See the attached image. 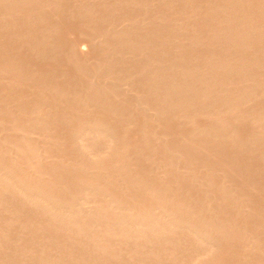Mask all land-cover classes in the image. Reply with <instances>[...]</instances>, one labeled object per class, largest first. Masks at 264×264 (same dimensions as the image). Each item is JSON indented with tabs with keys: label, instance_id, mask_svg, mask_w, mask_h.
Here are the masks:
<instances>
[{
	"label": "bare ground",
	"instance_id": "1",
	"mask_svg": "<svg viewBox=\"0 0 264 264\" xmlns=\"http://www.w3.org/2000/svg\"><path fill=\"white\" fill-rule=\"evenodd\" d=\"M16 1L17 0H0V12H1V9H3V12H1V14L0 15H2V14H4V15H2V17H0L1 19V21H4V23H2V22H0L1 24H2V26L3 27H1V28H6V25L8 24L9 25V18L11 19V17H9V16H11V15H14V11L15 10H17V8L20 10V12L19 11H16V12H18V13H23L22 11L24 10V12L25 11H27V12H33V13H30L31 14V17H33L34 18V14L35 13H37L38 14V16H39V13L42 11V10H44V8L46 9L47 8V11L49 10V8L51 9V10H49V14L47 15V17H54V16H60V14L62 13L63 14V12H61L60 14L58 13L59 11H60V7H62V9H65L66 7H64L63 8V2L65 3L66 1L64 0H33V1H36L37 2V5L38 4H40V5H38V6H40V7H37V6H35V7H33V6H31V1L32 0H24V1H26V4H29V5H27V6H24V7H22L23 8V10H21L20 9V7L22 6V5H20L19 7L18 6H16L17 4H19L20 3V1H19V3H18V1H17V4H16ZM23 1V0H22ZM21 1V2H22ZM23 1V2H24ZM40 1V3H38ZM62 2L61 3V5L62 6H60V3H58V2ZM68 1H70V0H68ZM67 1V2H68ZM76 1H77V3H78V1L79 0H74V4L76 3ZM80 1H83V0H80ZM110 1H112V3L110 2ZM108 0L107 1V4H109V2H110V5L109 6H111V4L113 5V7L111 6V8L112 9H109V10H111L110 11V13H112V14H115L114 12H117L118 13V11L117 10H119L122 6H124L125 7V5L126 6H132V10H131V7H128L127 9H129L130 10V13H129V10H128V13L126 14L125 12H127V10H124L123 9V11H124V13H121L122 12V8L120 9L121 11H119V15L120 16H122V15H126V17H128L129 15L128 14H131L133 11L134 12H136V11H138L139 10V12L140 13H143V14H145V16L147 15V16H149V15H151V14H153V15H155L154 13H151L150 14V12L151 11H153V10H155V5H153V4H156V2H157V6L158 7H156V14H158V10L160 9V11L162 10V6H164L163 8V10H166V7L167 8H170L169 10L167 9L166 11L168 12L167 14H165V15H167L169 18H165V16H163L165 19H162V18H160L159 19V17H162V16H159V15H161L160 14V12H159V17L158 16H153L154 17V20H153V23L152 22H148L147 24H145L146 23V20H144V19H146V18H144V17H142L141 16V14H140V18L142 17V20H144L145 22H144V24L147 26V25H149V24H151V26L149 25L148 26V29L147 30H144L145 28H141V20H140V18H139V16H138V14H139V12H137V14H136V16H134L135 15V13H134V15H133V13L131 14L132 15V17H137V18H132L131 17V15H130V17H128V18H132L131 20L129 19L128 20V18L126 19L125 18V15H124V17H123V19H126V20H128V21H123V19H122V17H120L119 15H116L118 18H120L122 21H119L118 19H117V17L116 16H114L113 15V17H110V18H113V19H110V20H108L109 22H107L106 23V16H103L104 15V12L103 13H101L100 12V15L101 16H103V18H102V20H101V22L100 23H102L103 25H105V30H103V32L99 29V27H98V24H97V27H98V29H99V31L101 32V34H105L104 35V37H107L108 35H106V33L107 34H110V36H108L110 39V41H108L107 39H103L104 37H101L104 41L105 40H107L106 42H104L105 43V46H101V44H103V42H101V44L100 43H98V41L99 40H97V39H99L98 37H99V35H98V33H96V32H94V35L95 34H97V36L95 35V37L97 38V39H95V38H93V34H92V32H93V29H91V31L92 32H90V34L91 35H93V36H91V35H89V37L91 38V40H88L89 38H88V36H87V34L86 35H83V36H87V37H85L88 41H78L77 43H75V46L74 47H76L74 50L75 51H77V53H78V51H81V53L83 52V47H79V45L80 44H84V45H86L87 47L88 46H90L91 44L92 45H94V48H95V43L94 42H96L97 43V47H100L102 50H104L105 51V47H106V50H110V49H107L108 48V45H110L111 46V44H113V45H117L118 47H120V50H122V51H124V52H126V54L127 55H129L130 57H128V58H130V59H128V60H130V63H134V64H136V62L134 61V62H132L131 61V59H133V58H139V59H141V61H144V60H142L143 58H145V59H148V58H150V61H152V64H153V61H154V63H156L157 61V64L155 65V64H153L154 65V67H152L153 68V70H152V68H151V66H153V65H150V67H148L149 65L148 64H150L149 62V60H147L146 62H148V64H145V62L143 63V62H141V64L143 65V66H141V67H144L145 65H148V66H146V67H144L143 69H141V67H140V69L142 70H139V71H141V72H139V73H137L135 70H133V69H131L132 71H134V73L136 72L137 74H139V75H137L136 73L133 75V73H132V71L129 69V68H131V67H128L127 65L128 64H126V62L124 63V65L123 64H119L120 66H127V69H129L131 72L130 73H132V74H130V73H127V71H129V70H122L121 69V67L119 66V71H118V66L115 64L116 62H117V58L119 57V56H122V55H124V56H126V54H122L121 53V51L119 50V51H117V52H115V55L113 54V53H109L108 55H114V56H116L115 57V59H114V62H115V60H116V62L115 63H113V66H114V68L115 69H117L116 71H114V69H113V67H104L105 65H103V67H101L102 66V62L104 63V64H106V65H110L109 63L111 62H113V61H111L112 60V58H111V56L109 57V56H107L106 54L108 53H104V52H102V51H100V52H97V53H104L105 54V57L107 56V58H108V60L109 59H111L110 61H108V60H105V58H103L104 56H102V58H100V57H98L99 59H104L105 61H108L107 63H105V61H100L101 63L99 64L98 62V65L101 67L100 69H99V67L98 68H93V63H92V65H91V67L93 68V69H99L98 71H95L94 73L92 72V70H90L89 72H91V73H93L92 74V76L90 77V78H88V76L86 75V76H83V74L85 75V73H83L82 71H80L79 72V75H80V77L79 78H81V76H83L82 78H83V80H84V82H83V84L86 86L85 87V89H83L82 88V79H81V81L80 80H78V81H80V83L78 82V81H76V82H78L76 85L78 86H80V88L79 89H81L82 91L83 90H85V91H79V89L77 90V86H76V90H75V85H72V86H70V87H72L71 89H73L72 91H71V89H68L69 87H66V85H63V86H65V88H66V90L65 89H63V88H59V86H58V88L60 89V92L58 93V91L56 92V93H54L56 90H57V86L55 87V86H53V87H55V91L53 90V93L52 94H55L54 95V97L55 96H57L56 94L58 93V96H57V98L58 99H56V98H54L53 97V95H51L52 96V99L54 98L55 100H58L57 101V103H59L58 105H60L63 101H65V100H62V98L63 99H65V98H67V97H70V95H71V92L73 93V91H76L77 92V94L79 93V95H81V93H82V96L84 95H86L87 94V96L85 97V99H84V101H82L83 99H79L80 97H82V96H80L79 98H78V96H77V98L75 97L76 96V94L75 95H73L72 97H74V99H76V100H78V101H82L81 102V104H82V106L81 107H83V108H79L80 110H79V112H78V109L76 108V107H78V105H79V103L77 104V101H76V103L71 99V97H70V99L71 100H69V101H71L72 103V105L71 106H73V107H75L76 105V110H77V112L76 113H82V109H85L84 111H86V112H84L83 111V115H80V116H84V113H85V119H84V117H83V119L82 120H80L79 121V118H80V116L79 117H77V115L75 116L74 114H76V113H74L73 115L75 116V117H73L74 119L75 118H78V120L77 119H75L76 120V122H73V119H72V122H71V120H70V123L68 124L67 122H69V119H71V118H69L67 115V117H65V118H69L68 119V121L66 122V123H64L63 122V124H68V127H69V129H67V131H66V129H65V131H64V133H66V132H68V133H66L65 135L68 137H66L65 139H68V143L69 144H66L67 143V141L65 140V142L66 143H64V141H63V139H62V143H64L63 145H61V144H58V145H56L55 147L58 149V147H59V145H60V148H61V146L62 147H65L66 145H70V147L69 146H67V147H69V149L71 148L72 149V151H73V153H74V157H72L73 159H72V161L74 160V163L70 166L71 168H72V172L74 173V171H77V172H79L80 174H81V176H83L84 178H83V180H81L80 178V180L81 181H79V179H77V177H79L80 176V174L77 176V172H75V175H73L72 173H71V171H70V173H71V175L72 176H75V178L74 179H77L76 180V182L78 181L79 183L78 184H75V183H73V182H75V180L71 183L70 182V180H68V179H73L72 177H69L68 178V176L70 175V174H68V170L65 168L64 170L65 171H67V172H64L63 173V175L65 174V178H66V180H68V181H66L67 183L69 182L70 183V185H64V177L62 176V178H63V180H61V174H62V169H61V167H59V168H56V174H51V176H55L53 179H51L48 175L46 176L43 172H41L39 169H37V166H39V165H36V166H34V167H36V169H33L32 171H30V170H28V165H31V164H40L39 163V159H40V156H41V154L43 153V152H45V150H46V147H49V145L51 144V139L52 138H49V139H47L48 138V136H50L49 134H44L45 132V130H44V128L45 127H43V125H45L44 124V122H45V120H49V118H48V115L49 114H52V113H47L50 109L48 108V111L46 112V113H43V112H45V108H44V110H34V112L32 113L33 114V116H32V121L31 122H33L34 124H33V126L35 125L38 129V133L35 131V130H30V131H26V130H24L18 123H19V121H18V123H16L17 125H16V130L14 131L15 132V135H13V133H11L13 136L11 137V135H10V137L11 138H5L4 137V139H1L0 140V264H213L214 262H216L219 258V256L217 257L216 256V254H217V252H219L220 250V246H219V248H218V250H217V243L219 242V241H221L223 238H225L224 237V235H223V232H222V228L221 227H217V226H219V224L218 223H221V222H217V220L215 221L214 219L212 220V222L211 221H209V222H211V223H209L208 222V219H210L211 220V218L213 217V215H206L207 213L206 212H209V210L208 211H206L205 209H201V211H203V214L206 216V217H210V218H206L205 216H203V214H202V212L199 210V209H196V206H195V210H197L196 212L194 211H192V213H191V211H190V208H192L193 210H194V208H193V206L191 207V204H193L194 205V202H192V199H191V197H190V201H188V195H186V196H184L183 195V197H182V201H179V199H175V198H178V196H174V194H176V192L175 193H173L174 191H175V189H176V187L173 185L175 182H176V180H177V175H183V174H187V173H189V174H187L188 176L190 175V172H191V170H192V168H190V170H189V168L187 167V168H185V166H187V165H185V163H183V160H186V163H188V166H191L193 163H195V157H197V156H195V153L193 154L194 156H189L188 154L189 153H193V151H194V149H195V145H191V146H194L193 147V150L192 151H187L186 152V150H184L185 151V153L187 154H183L182 155V153H181V155H179V154H175V153H180V151H182V150H176L177 148H176V146L173 148V147H168V146H166L167 148H169L170 150L171 149H173V150H171V151H173V152H175L174 150H176V152L175 153H173V152H171V151H167L166 150V155H164L165 153H163L164 152V150L165 149H159V151L160 150H163V151H161V152H158V153H163V155L164 156H166V157H164L163 155V157L161 156V154L160 155H157V156H159V157H161V159L163 158H167V157H170V159L173 157L174 158V156H175V160L177 161V163H178V161L180 160H178L176 157H180L181 159L183 158V160H182V163H176V161H175V165L176 166H178L179 164H184L183 165V167L185 168V169H183V167L179 170V168L177 167V169L180 171H176V170H170V169H172V168H174V167H176L174 164H172L171 165V161H173L174 162V160H169L168 158V161H169V163H167V164H169L172 168H170L169 167V165H168V167L167 168H169V172L172 174L173 172H171V171H174V174H176L177 172H179V174L177 173V175H176V177L174 176L173 178H175L176 180L173 182V183H171V186H174L173 188H175L174 190H173V194L170 192V195L168 194L169 192H167V190L168 189H165V188H167V187H165L164 186V182L166 183L165 185H168L167 183L168 182H171V181H168V182H166V181H164V179H162L164 182H160V183H162V184H159L158 183V185H160V187L158 186V185H156V187H157V189L155 188V186L153 185V184H151L150 182V184H148V181H145V180H143V178L144 177H141V176H138L139 177V181H137L136 180V177L137 176H135L136 175V171L138 170H134V169H132L133 167H132V164H128L129 165V168H131V169H129L126 165H127V156L129 155H127L126 156V154H125V152H127V153H129V151H128V149H132V148H135V147H132V146H135V145H132V144H125L126 146H128V145H132L130 148L128 147V149H126L125 150V148L126 147H124V143L123 142H129L130 140L129 139H127V140H129V141H123L122 142V140L121 139H123L124 137H125V131L127 130V125H128V123H131L132 121L130 120V122H128V120L126 121V119L128 118L129 119V117L132 119L133 117H131L130 115L132 114V113H130V111H132L131 109L133 108V114H135L134 112L135 111H137L136 112V115H137V113L138 114H142V115H144L143 117H142V115L140 114V116H141V122L143 123V124H147V127H146V125H145V128H146V130L148 131L149 129H148V125L149 124H151L150 126H152L153 124H155V122L154 121H152L153 122V124L150 122L149 123V120L148 119H150L149 117V115H152L151 116V118L153 117V116H155V117H157V118H159V120H161V119H163L162 121L164 122V120H165V122L163 123L164 125L165 124H167V123H169L170 125L172 124V123H174L176 120H177V118H176V120H174V122H172L171 123V119H170V117H172V116H180V117H178V118H180L181 120H190V122H187V123H193V124H195V127L194 126H190V127H193L192 128V130L194 129V128H196V126L197 127H199V123H197V122H195L194 121V119L192 120V119H190V118H197V117H195V116H198V119H195V120H198V121H201V120H199V119H201L200 117H202V121L204 122V120L205 121H207L208 123L209 122H212V123H210L211 124V127H209V126H207L205 129H207V130H204L202 127H201V125H203V122L202 123H200L201 125H200V127L198 128V129H195V130H193V131H195V132H192V133H194L195 135H193L194 136V138H195V136H197L198 135V139H199V137L200 136H202L203 135V132L205 133V131L206 132H208L209 133V135H213V136H210V137H212V138H214L213 140L215 141V133L216 132H220V129L222 128V127H220V122H221V120L223 119L222 117L224 116H222V114L223 113H225V116H226V114H228V116L226 117V119H228L229 117H230V115L231 114H235L236 113V111L238 112L239 110H238V108L239 107H241L242 106V109H244V108H246L247 107V103L248 102H252V98H255L257 95L260 97L261 95H263L264 94V78H262V76L264 77V26H260V23H258V22H260L261 21V18L262 17H264V0H255L257 3H256V6L255 5H253L254 4V0H253V2H252V5H250V3H249V1L251 2L252 0H217L216 2H219V3H216V4H218V5H215L214 3V5H215V7H210V5L209 4H207V1H205L204 3H205V6L206 7H209L208 9H210V10H208V9H206V10H204V12H205V14H206V17L207 16H209L210 17V21H209V23L210 24H207L208 23V17L207 18H205L204 16V22L206 21L205 19H207V23H206V25H209L207 28H206V26H204V25H202V24H205V23H202L201 24V20H200V23L198 22L197 24H196V22L197 21H193L194 19L196 20L197 18H194L193 19V17H192V15H193V13H192V10H194L195 11V8L194 9H192L191 8V6H192V4H193V0H185V1H183V0H177V1H179L180 3L183 1V2H186V4L188 5V7L186 6V4L185 3H181L182 5L183 4H185V5H183V7H181L180 8V11L177 9V11L175 10V8H171L169 5H170V2L171 1H176V0H152V1H154V3L151 1V0H122V1H120V2H118V0L117 1H114V0ZM113 1H114V4H113ZM156 1V2H155ZM211 1V3L212 2H214L215 0H208V3ZM222 1V2H221ZM261 1V2H260ZM36 2L34 3V4H36ZM191 2V3H190ZM196 2V1H195ZM198 2V1H197ZM77 3H76V5H77ZM80 3H81V5H82V2H79L78 4V6L80 7ZM85 3V4H84ZM91 3V1L90 0H86V2H85V0L83 1V6L82 7H80V9L77 7V6H75V7H77L79 10L76 12V10H75V12H74V14L77 16V14H78V12L81 14V15H83L84 17H86V19L88 18L87 16H89V19L90 18H92L93 17V9L95 10L94 11V14H98V12H99V10L97 9V7L95 6V5H93L94 4V0H92V5L93 6H95L94 8L92 7V5L90 4ZM175 3H177L178 4V2H175ZM173 4L174 6H176L177 4ZM191 4V6H190V4ZM221 3V4H220ZM33 4V5H34ZM119 5V9L117 8L118 6L117 5ZM120 4H122L121 5V7H120ZM172 4V3H171ZM180 4V5H181ZM195 4V3H194ZM193 4V5H194ZM220 4V5H219ZM238 6H237V5ZM116 5V6H115ZM166 5H168V6H166ZM181 5V6H182ZM108 6V7H109ZM155 6V7H154ZM159 6H161L160 8H159ZM178 6V5H177ZM184 6L186 7V8H184ZM205 6L202 8V9H205ZM252 6H254V7H252ZM107 7V8H108ZM135 7H137L136 9H138V10H136L135 11ZM180 7V6H179ZM193 7V6H192ZM194 7H196V6H194ZM198 7H200V6H198ZM198 7H196V10L198 9ZM72 8V7H71ZM110 8V7H109ZM126 8V7H125ZM157 8H158V10H157ZM184 8V11L182 10ZM29 11H28V10ZM105 9H106V7H105ZM186 9H188V10H186ZM190 9H192V10H190ZM200 9V8H199ZM198 9V10H199ZM52 10H53V13L54 14H52ZM70 10V9H69ZM69 10H65L64 12H65V14L67 15V13H66V11H68V13H69ZM72 10V9H71ZM70 10V11H71ZM97 10H98V12H97ZM108 10V11H109ZM162 10V11H163ZM181 10L183 11V12H181ZM207 10H208V12L211 14H209V13H207ZM45 11V13L44 12H42V13H44L45 14V16H46V10H44ZM132 11V12H131ZM161 11V12H162ZM186 11V12H185ZM188 11V12H187ZM203 11V10H202ZM14 12V13H13ZM35 12V13H34ZM50 12H51V14H52V16H49V15H51L50 14ZM97 12V13H96ZM170 12L172 13L173 12V14L176 16V14H182V15H177V16H179V20H180V17H181V21H183L182 23H184V24H182L181 25V22H179V20L175 17H173L172 15L173 14H170ZM181 12V13H180ZM185 12V13H184ZM196 12H198V11H196ZM13 13V14H12ZM55 13H57V14H55ZM71 13V12H70ZM109 13V14H110ZM148 13H149V15H148ZM166 13V12H165ZM199 13H200V10H199ZM199 13H197L199 16H200V14ZM15 14H17V13H15ZM23 14H25V13H23ZM27 14V13H26ZM26 14H25V16H26ZM41 14V13H40ZM74 14H72V16L74 15ZM109 14L107 13V15H108V17H109ZM122 14V15H121ZM142 14V15H143ZM171 16H170V15ZM6 15V17L8 18V19H6V18H4L3 16H5ZM27 15H29V14H27ZM36 15V14H35ZM42 15V14H41ZM41 15H40V17H41ZM54 15V16H53ZM65 15V16H66ZM79 15V14H78ZM80 15V16H81ZM128 15V16H127ZM203 15H204V13H203ZM259 15H262V16H259ZM15 16V15H14ZM24 16V15H23ZM30 16V15H29ZM29 16L27 17V18H29ZM37 16V15H36ZM68 16V15H67ZM82 16V17H83ZM144 16V15H143ZM194 16V15H193ZM257 16H259V17H261L260 18V20H259V18L257 17ZM20 17V16H19ZM43 17V16H42ZM81 17V18H82ZM94 17H97V16H94ZM93 17V18H94ZM107 17V18H108ZM152 17V16H151ZM157 17H158V19L161 21V20H170V22L172 21V18H174V20L171 22V25H170V23H169V21L167 20V21H163V22H166L167 23V25H165V24H163V22L161 21V22H159V20L157 19ZM170 17H172V18H170ZM185 17V18H184ZM190 17H191V19H193V20H191V23H192V21H193V23L192 24H196V25H198V24H201V28L200 27H198V29H197V27H196V29L194 30L193 29V31H192V28L193 27H191V29L189 28L190 26H193V25H191L190 23H188V22H190ZM252 17H254L255 19L254 20H256L257 21V23L259 24H256V23H253V22H256V21H253L252 22V20H253V18ZM12 18H13V16H12ZM21 18V17H20ZM19 18V19H20ZM26 18V19H27ZM44 18V20H45V17H43ZM42 18V19H43ZM50 18V19H51ZM55 18V17H54ZM54 18H52L53 20H54ZM64 18V17H63ZM77 19H79V16H77L76 17ZM93 18L91 19V20H93ZM115 18H116V20H115ZM187 18H188V20H187ZM6 19V20H5ZM18 19V18H17ZM37 19V22H38V20H39V22H40V19L37 17L36 18ZM48 19V18H47ZM45 20L46 22H45V24H47V26L49 25V27H47L46 25V27L44 26V29H43V31H45V30H47L46 32H50V34H46L45 32V35L44 34H42L43 32L42 31H40L38 28L40 27V25H44V23L43 22H38L40 25L38 26V30L36 29H34L35 30V32H37L39 35H37L38 37L40 36V40H44V41H40V40H37V39H35V40H37V42L36 41H34V43H35V46H37V48H38V46L39 47H42L43 49H44V47H49V46H53V44H54V46L52 47H49V48H52L51 50H53V48H54V50L58 47V45L57 46H55V43L53 42V41H55V34H53V33H55L56 32V34H57V36H58V33H57V31H55V25H57V23H54V21H53V24H52V20ZM59 19V18H58ZM85 18H84V20H86ZM89 19L87 20V21H89ZM95 19H97V18H95ZM151 19V18H150ZM155 19H157V22H156V20ZM176 19V20H175ZM182 19H185V20H187V24H190V26L189 27H187V29H185L186 27H185V20H182ZM199 19V18H198ZM202 19V20H203ZM263 19V18H262ZM8 20V23L7 22H5V21H7ZM21 20V19H20ZM44 20H42V21H44ZM72 20V19H71ZM90 20V21H91ZM115 20V21H114ZM11 21V20H10ZM14 21H15V18H14ZM25 21V20H24ZM77 21V20H76ZM123 22V23H125L124 25H123V28L121 29H117V27L118 26H120L121 25V23H120V25H119V23H118V25H117V22ZM150 21V20H149ZM151 21H152V19H151ZM178 23H177V22ZM263 22H264V20H262ZM17 22V21H16ZM22 22V21H21ZM47 22H49V23H47ZM80 22H82L83 24H84V22H83V20H80ZM86 22V21H85ZM92 22V21H91ZM96 22V21H95ZM14 23V22H13ZM43 23V24H42ZM79 23V22H78ZM87 23V22H86ZM94 22H92V24H93ZM122 23V24H123ZM158 23H161L160 25H165V26H161V28H158V26H159V24ZM1 24H0V26H1ZM16 24V23H15ZM20 24V23H19ZM30 24V23H29ZM80 24V23H79ZM101 24V25H102ZM143 24V22H142V25H144ZM256 24V25H255ZM261 24H264V23H261ZM7 25V26H8ZM23 25V24H22ZM81 26L80 27H83L82 26V24H80ZM106 25H107V28H106ZM5 26V27H4ZM14 26V25H13ZM30 26V25H29ZM58 26V25H57ZM86 25H84V27H85ZM89 26H91L90 28H94V30H96L95 29V27H96V25L94 26L93 25V27H92V25H89ZM167 26V28L168 27H172L171 29L169 28V30H171V31H169L170 32V36L167 38V36H164V37H166V39L168 40L167 41V43H169L170 45H172V47H176L177 48V46L176 45H174L173 46V44L175 43V42H178L179 40H180V36L178 37V35H181V39H182V37L183 36H185L184 34H186V37H184L183 39H184V41H185V39H186V41L188 42V45H186L185 44V42L183 41V40H181V44L182 45H186L185 47L187 48V46H189V47H191L192 48V46H193V49L194 50H196V48H195V46L196 47H198L199 46V48L201 47V49H199L200 51H195V52H198V53H193V55L194 54H197V56L196 57H198V55L200 56V54L201 53H199V52H205V51H209V50H211V48L209 49V47H208V49L206 48V45H208L209 43L208 42H211V43H215V42H217V43H219V45H222L223 46V52H224V55H223V53H221L220 51H222V50H220V49H217V50H215L216 52L218 51V50H220L219 52H220V54H222V56L221 57H224L223 59H220V56H219V59L217 58L216 60L212 57L211 58V55L213 54V56L215 55H219V54H214L215 52L213 51L212 52V50H211V52H212V54H210L209 52H208V54H210V55H207V54H204V58L202 59V54H201V56L200 57H198L197 58V60H195L194 61V59L196 58H194V57H192L193 59H191V60H193L194 62H198V60H199V62H198V64L201 62V66H196V67H192V68H185V65L186 66H188L187 64V61L185 60L186 58H187V56L186 55H188V54H190V52H188L189 51V49L188 50H186V48L185 49H183V50H186V51H182L181 50V54H182V52L183 53H185V54H182V55H184V56H186V57H184L183 56V58H185V59H182L183 61H184V63H186V64H184V66H183V64H182V66L184 67H181V66H177V65H175V64H172V65H166L165 64V58H166V56H164L163 54H165V52L167 51V50H165V52L162 54L165 58H163V56L161 57V58H163V60H161L162 61V64H163V62H164V65H166V66H163V65H160V63H161V61H160V56L159 55H155L154 53V48H153V46L155 45V42H156V44H157V47L159 46V47H161V44L163 45V44H165L164 42H161V41H159V40H163V38L161 37L160 38V34L159 33H163V31H161V29L162 30H164L165 28L164 27H166ZM188 26V25H187ZM195 26V25H194ZM202 26H204L206 29H204V28H202ZM9 27V26H8ZM17 27V26H16ZM27 27V26H26ZM43 27V26H42ZM96 27V28H97ZM142 27H144V26H142ZM12 28V27H11ZM20 28V27H19ZM22 28V27H21ZM20 28V29H21ZM46 28V29H45ZM101 28H103L104 29V26H102ZM188 28H189V34H187V32H186V30L188 31ZM23 29V28H22ZM56 29H57V27H56ZM86 29L87 30H90L89 28H87L86 27ZM140 29H142V30H144V31H142L143 33H139V32H141V31H139ZM160 29V30H159ZM174 29V30H173ZM202 30V31H198V30ZM13 30V28L11 29V30H9V31H12ZM42 30V29H41ZM85 30V29H84ZM179 30H180V32H181V30H183V31H185L186 33H180L179 32ZM29 31H31V30H29ZM28 31V34H32V33H30ZM98 30H97V32H99ZM139 31V32H138ZM161 31V32H160ZM164 31H166V30H164ZM3 32H4V30H3ZM14 32V31H13ZM41 32V33H40ZM99 32V33H100ZM169 32H167L168 34H169ZM171 32H174L173 34L171 33ZM180 34H179V33ZM9 33V32H8ZM7 33V34H8ZM18 33V32H17ZM51 33H52V35L53 36H51V37H54L55 39L54 40H52L53 38H51V40H52V42H47L48 40H46L45 41V37H41V36H49V35H51ZM136 33H138V34H140L139 35V37L140 36H142L141 38H139L138 37V39H141V40H139V43H138V40L137 39H135V35H136ZM166 33V32H165ZM164 33V34H165ZM190 33H192V34H190ZM24 34V33H23ZM27 34V33H26ZM34 34V33H33ZM84 34V33H83ZM131 34L133 35L132 37H131ZM20 35V34H19ZM22 35V34H21ZM166 35V34H165ZM3 36V35H2ZM6 36V35H5ZM9 36H11V35H9ZM23 36V35H22ZM27 36V35H26ZM36 36V37H37ZM56 36V37H57ZM100 36H103V35H100ZM1 37V36H0ZM7 37V36H6ZM15 37V36H14ZM20 37V36H19ZM24 37V39H25V35L23 36ZM29 37V36H28ZM35 37V38H36ZM131 37V38H130ZM134 37V38H133ZM8 38V37H7ZM11 38V37H10ZM29 38H31V37H29ZM47 38H49V37H46V39ZM84 38V39H85ZM92 38H93V40H92ZM101 38H100V41H103V40H101ZM132 39V40H130V39ZM136 38H137V36H136ZM159 38V39H158ZM23 39V40H24ZM39 39V38H38ZM50 39V38H49ZM83 39V38H82ZM81 39V40H82ZM94 39H95V41H94ZM137 41V43H135V40ZM97 40V41H96ZM134 40V41H133ZM155 40H158V41H155ZM209 40V41H208ZM42 42V44H40V45H45V44H47V43H49L48 45H45V46H40V45H38L37 43L38 42ZM94 41V42H93ZM99 41V42H100ZM164 41V40H163ZM213 41H215V42H213ZM46 42V43H45ZM61 42H62V40H61ZM109 42L111 43V44H109ZM154 42V43H153ZM161 42V43H160ZM205 42H207V43H205ZM10 43V42H9ZM13 43H14V41H13ZM24 43V42H23ZM26 43V42H25ZM31 43V42H30ZM59 43H60V41H59ZM94 43V44H93ZM106 43H108L107 45H106ZM173 43V44H172ZM178 43H180V42H178ZM184 43V44H183ZM202 44V43H204L205 44V46H201V45H199V44ZM216 43V44H217ZM51 44V45H50ZM98 44L100 45V46H98ZM176 44V43H175ZM181 44H179V45H181ZM9 45V44H8ZM13 45V44H12ZM91 45V46H92ZM112 45V48H114L115 46H113ZM178 45V44H177ZM203 45V44H202ZM219 45H218V47H219ZM28 46V45H27ZM34 46V48H36ZM61 46V45H60ZM85 46V47H86ZM90 46V47H91ZM110 46H109V48H110ZM208 46H210V44L208 45ZM212 46V45H211ZM22 47V46H21ZM71 46H69V47H67V48H70ZM73 47V46H72ZM89 47V48H90ZM93 47V46H92ZM91 47V48H92ZM96 47V48H97ZM118 47H117V49H118ZM151 47L153 48V50L151 49ZM155 47H156V45H155ZM157 47H156V49H157ZM203 47V48H202ZM205 47V48H204ZM215 47H217V46H215ZM30 48V47H29ZM31 48H33V47H31ZM37 48H36V51H37V53L38 54H40L41 55V57H39V59H37V60H42L41 58H43L44 59V57H42V56H47V57H45L46 58V61H47V59L48 60H51V58H54V57H56L57 55L55 54V56H54V54H53V56H51L50 57V55H46V54H48L49 52H48V48H46V49H44V51L45 52H42L41 50H37ZM42 48H39V49H42ZM93 48V49H94ZM99 48V49H100ZM116 48V47H115ZM113 49V50H117V49ZM182 48H184L183 46H180V48L179 49H182ZM190 48V49H191ZM213 48V50H214V47H212ZM2 49V48H1ZM10 49V48H9ZM26 49V48H25ZM61 49V48H60ZM99 49H97V50H99ZM100 49V50H101ZM155 49V50H156ZM163 49H165V48H163ZM202 49H206L205 51L204 50H202ZM253 49H255L254 51H257L256 53L255 52H253ZM27 50H28V48H27ZM57 50H58V48H57ZM112 50V49H111ZM112 50V51H113ZM175 50L177 51L178 50V48L177 49H174V52H175ZM202 50V51H201ZM2 51V50H1ZM36 51H35V53H36ZM41 51V52H40ZM56 51V50H55ZM54 51V52H55ZM69 51H72L71 50V48L69 49ZM84 51H86L85 49H84ZM150 51H152V52H154L153 54L155 55H153L152 54V57H156L155 59L157 60L156 62H155V60H151L152 58H151V53L152 52H150ZM191 51V50H190ZM193 51V50H192ZM29 52H31V51H29ZM48 52V53H47ZM60 52V51H59ZM58 52V53H59ZM106 52V51H105ZM168 52H172L173 54H174V52H173V49L172 48H170V51H167V53ZM179 50H178V54H176L177 52H175V55L177 56V55H179V56H182L181 54H179ZM28 53V52H27ZM34 53V52H33ZM34 53V54H35ZM51 53V55H52V52H50ZM49 53V54H50ZM55 53H57V52H55ZM57 53V54H58ZM72 53V52H71ZM73 53H76V52H73ZM102 53L100 54V56L102 55ZM8 54H9V52H8ZM37 54V55H38ZM60 54V53H59ZM63 54V53H62ZM103 54V55H104ZM121 54V55H120ZM172 54V55H173ZM13 55V54H12ZM26 55V54H25ZM36 55V54H35ZM34 55V56H35ZM70 55V54H69ZM119 55V56H118ZM192 54H191V56H193ZM33 56V57H34ZM99 56V55H98ZM124 56L123 57H119V58H121L122 60L124 59ZM174 56V55H173ZM176 56H174L175 57V59H176ZM179 56H177L178 58H182V57H179ZM191 56H189L188 55V58L189 57H191ZM244 56V58H242ZM29 57V56H28ZM38 57V56H37ZM50 57V58H49ZM127 57H125V58H127ZM168 57H170V56H168ZM24 58V57H23ZM35 58H36V56H35ZM118 58V60H120ZM158 58H159V60H158ZM199 58H201V59H199ZM154 59V58H153ZM174 59V60H175ZM3 60V59H2ZM45 60V59H44ZM43 60V61H44ZM128 60H126L127 62H128ZM136 60V59H135ZM173 60V59H172ZM177 60V62H175L174 61V63H177L178 64V60L179 59H176ZM68 61V60H67ZM121 61V60H120ZM123 61H125V60H123ZM182 61V62H183ZM1 62V61H0ZM42 62V61H41ZM85 62V61H84ZM96 62V61H95ZM119 62V61H118ZM117 62V63H118ZM203 62V63H202ZM37 63V62H36ZM97 63H96V65H97ZM129 63V62H128ZM7 64H9V62L7 63ZM38 64V63H37ZM73 64V63H72ZM116 66H115V65ZM145 64V65H144ZM11 65V64H10ZM40 65V64H39ZM45 65V64H44ZM80 65V64H79ZM95 65V66H96ZM97 65V66H98ZM137 65V64H136ZM160 66V67H156V66ZM13 66V65H12ZM15 66V65H14ZM14 66H13V68H14ZM31 66V65H30ZM56 66H57V64H56ZM72 66V65H71ZM75 66H77V65H75L74 64V68L72 67V69L74 70L75 68V70L78 72V69L80 68V67H78V69H77V67H75ZM110 66H112V65H110ZM163 66V67H162ZM6 67V66H5ZM4 67V68H5ZM16 67H17V65H16ZM29 67V66H28ZM90 67V68H91ZM134 68H135V66H133ZM2 68V67H1ZM0 68V69H1ZM81 68H82V66H81ZM83 68H85V66L83 67ZM146 68V69H145ZM149 68H151V70L149 71ZM8 69H10V68H8ZM16 69V68H15ZM32 69V68H31ZM40 69V68H39ZM44 69V68H43ZM88 69H89V67H88ZM155 69V70H154ZM2 70V69H1ZM5 70V69H4ZM11 70H12V68H11ZM10 70V71H11ZM74 70V72H76ZM80 70V69H79ZM87 69L85 68V71H86ZM8 71V70H7ZM7 71H6V73H7ZM13 71V70H12ZM22 71V70H21ZM24 71H26V70H24ZM57 71V70H56ZM69 71V70H68ZM84 71V72H85ZM113 71H114V73H116V74H112L113 73ZM121 71V72H120ZM126 71V72H125ZM4 72L5 71H3V74H4ZM29 72H30V70H29ZM77 72H76V74H77ZM112 72V73H111ZM5 73V74H6ZM11 73H13V72H11ZM14 73H15V71H14ZM46 73H47V71H46ZM58 73V72H57ZM81 73V74H80ZM88 72H86V74H87ZM111 73V74H110ZM119 73V74H118ZM8 74H10V72L8 73ZM16 75L18 74L17 73V71H16V73H15ZM37 75L36 76H38V74L39 73H36ZM64 74V73H63ZM7 75V74H6ZM10 75H12V74H10ZM19 75H21V74H19ZM24 75V74H23ZM31 75V74H30ZM45 75V74H44ZM43 75V76H44ZM61 75V74H60ZM74 75V74H73ZM78 75V74H77ZM78 75V76H79ZM110 75H116V76H110ZM133 75V76H132ZM2 76V75H1ZM28 76V75H27ZM36 76H35V78H36ZM42 76V78H39V77H41L40 75L37 77V78H39V85H40V81H42L41 79H43V81H44V79L47 77L46 75V77L44 78ZM57 76V75H56ZM63 76V75H62ZM67 76V75H66ZM136 76H139V79H141V80H139V79H137V80H139L140 81V83H141V81H142V79L143 78H145L147 81H149V85L147 86V84H144V81H142L143 82V87L141 88V85H140V88H141V90L142 89H144V90H146V94H144V95H137V93H135V91H136V89L135 90H132V88H136V87H134L133 85L134 84H138L139 82L137 81L136 82ZM3 77H4V75H3ZM8 77V76H7ZM21 77H23V76H21ZM73 77V76H72ZM142 77V78H141ZM19 78H20V76H19ZM19 78H17L15 75H14V78L13 79H18L17 80V82L19 81ZM48 78V80H50L49 79V77H47ZM51 79H52V77H50ZM54 78V77H53ZM66 78H69L68 76L66 77ZM77 78V77H76ZM8 79V78H7ZM11 79V78H10ZM23 79H26L25 77H23ZM23 79H21V80H23ZM59 79V78H58ZM63 79H65V78H63ZM95 79H98L99 80V82L98 81H96ZM3 80V79H2ZM16 80H14V81H16ZM28 80V79H27ZM76 80V79H75ZM94 80H95V82H94ZM6 81V80H5ZM56 81V80H55ZM2 82V81H1ZM0 82V83H1ZM19 82H21V81H19ZM23 82V81H22ZM45 82V81H44ZM48 82H50V81H48ZM64 82V81H63ZM72 82H73V80H72ZM62 83V82H61ZM139 83V84H140ZM5 84V83H4ZM36 84V83H35ZM42 84V83H41ZM44 84V83H43ZM41 85V88H42V86H45V88L47 87V92L49 91L48 90V87H49V89L51 90V86H52V84H51V82L50 83H45L46 85ZM49 84H51L50 86H49ZM53 84H56V83H53ZM65 84H67V86H68V84L69 83H66L65 82ZM82 84V85H81ZM136 84V85H137ZM24 85V84H23ZM37 85V84H36ZM70 85H71V83H70ZM83 85V86H84ZM135 85V86H136ZM5 86H7V85H5ZM11 86V85H10ZM9 86V87H10ZM20 86V85H19ZM34 86V85H33ZM33 86H32V88H33ZM87 86H88V89H87ZM146 86H147V89H146ZM15 87V86H14ZM17 87V86H16ZM39 87V86H38ZM2 88V87H1ZM0 88V89H1ZM13 88V87H12ZM28 88V87H27ZM137 88H138V85H137ZM5 89V88H4ZM11 89V88H10ZM14 89V88H13ZM23 89H24V87H23ZM35 89V91H37L36 89H39V88H37V87H35L34 88ZM63 89V90H62ZM3 90V89H2ZM16 90V89H15ZM14 90V91H15ZM42 90H44V87H43V89ZM46 90V89H45ZM44 90V91H45ZM65 90V91H64ZM88 90V91H87ZM6 91V90H5ZM10 91V90H9ZM17 91V90H16ZM40 91V90H39ZM61 91H64V92H66L67 93V95L70 93V95H65L63 92H61ZM67 91H70L69 93L67 92ZM87 91V93L86 94H84V92H86ZM131 91H133L134 93H132ZM11 92V91H10ZM22 92V91H21ZM20 92V93H21ZM43 92V91H42ZM76 92H74V93H76ZM89 92V93H88ZM129 92H131V93H129ZM136 92H139V90H137ZM16 93V92H15ZM37 93H38V91H37ZM44 93V92H43ZM50 93V94H51ZM61 93H63L64 95H62ZM126 93V94H125ZM127 93H129L128 95H130L131 96V99L129 100V98H130V96L129 97H127V96H125L126 98H128V102H130V105L127 103V101H126V99L125 98H123L125 101H123L122 99H120L121 98V95H127ZM40 94V93H39ZM61 94V95H60ZM138 94H140V93H138ZM12 95V94H11ZM31 95H33V94H31ZM30 95V96H31ZM35 95V94H34ZM38 95V94H37ZM36 95V96H37ZM1 96H3V95H1ZM6 96H8V95H6ZM40 96V95H39ZM38 96V97H39ZM63 96V97H62ZM60 97H62V98H60ZM111 97L112 98H114L115 99V97H116V99H117V97H118V99L115 101L114 99H112L114 102H116V104L117 105H114V103L112 102L111 103V100H110V102L109 101H107V103H106V100L108 99H111ZM120 97V98H119ZM263 96H261L260 97V99L262 98ZM21 98V97H20ZM35 98V97H34ZM42 98V97H41ZM50 98V97H49ZM83 98V97H82ZM257 98V97H256ZM1 99V98H0ZM27 99V98H26ZM36 99V98H35ZM47 99V98H46ZM53 99V100H54ZM8 100V99H7ZM13 100V99H12ZM50 100V99H49ZM60 100H62L61 102H60ZM67 100V99H66ZM120 100H122L123 101V103H127V105H129L128 106V108L127 109H130V111L129 110H127L126 108H125V110H123V109H120V106L123 104ZM256 100V99H255ZM30 101V100H29ZM41 101V100H40ZM68 101V100H67ZM119 103H118V102ZM254 101V100H253ZM19 102V101H18ZM27 102V101H26ZM36 102V101H35ZM34 102V99H33V103H35ZM39 102V101H38ZM48 102V101H47ZM74 102V103H73ZM110 103V105L112 104L114 107H112V106H110V108L111 109H114L115 108V106H116V112L118 113V111H120L121 110V112H122V110H123V112L122 113H118V115L119 114H121V115H119V117L120 116H123L122 114H124V112L126 111H128L129 113H130V115H128V114H125L124 115V118H125V116H127L126 117V119H124L123 117V122H128V123H125V124H127L126 126H125V124L122 122V121H120V123L122 122V125L121 126H125L124 128L126 129H123L122 130V135H121V129L123 128V127H121L119 124H117V122H116V125L115 126H120V127H118L119 128V133H117V130H118V128L117 129H115L116 127L114 126V123L113 122H115L114 120L116 119V117L114 116V114H111L110 113V115H112V116H114L113 118H114V120L112 119V120H110V117L112 118V116H109V114L106 112V111H108V112H111V111H109V109H108V107H109V103ZM120 102H121V105H120ZM260 102V101H259ZM22 103V102H21ZM29 103V102H28ZM27 103V104H28ZM31 103V102H30ZM37 103V102H36ZM35 103V104H36ZM49 103V102H48ZM53 103V104H52ZM52 103H50V105L48 106V107H50L51 108V110H53V108L54 107H58V108H61L60 106H58V105H56V102H54V101H52ZM54 103H55V105H54ZM64 103V102H63ZM106 103V104H105ZM12 104V103H11ZM18 104V103H17ZM68 104H69V102H68ZM80 104V105H81ZM118 104H119V107H118ZM246 105V107H245V105ZM21 105V104H20ZM54 107H53V106ZM62 105V104H61ZM93 105L94 107V109H92V111L91 110H89L91 113H88L87 111H88V107H90L89 109H91L92 107L91 106ZM125 105L126 104H123L122 106H123V108L125 107ZM25 106H27V105H25ZM31 106H33V105H31ZM35 106H37V105H34L33 107H35ZM46 106V105H45ZM53 108H52V107ZM62 106H64V110L65 109H67V108H69V107H67L68 105H67V103H66V101H65V105H62ZM67 108H66V107ZM95 106H97V107H99V109L98 110H100L101 108H105V106H106V108L104 109L105 111L104 112H102V114H104V113H107L108 115H106L107 116V121L108 120H110V121H113V122H110V123H108V122H103V121H101V120H98L97 118H98V116H97V114H99L101 111H103V109H101V111H99V113H97L98 112V110L97 111H95V109H97V107L95 108ZM108 106V107H107ZM243 106H244V108H243ZM248 106H249V104H248ZM259 106V105H258ZM43 107V106H42ZM132 107V108H131ZM27 108H29L28 106H27ZM37 108V107H36ZM63 108V107H62ZM86 108H87V110H86ZM122 108V107H121ZM16 109V108H15ZM19 109V108H18ZM38 109V108H37ZM43 109V108H42ZM74 109V108H73ZM107 109V110H106ZM120 109V110H119ZM17 110V109H16ZM20 110V112H21V109H19ZM23 110V109H22ZM30 110V109H29ZM55 110V109H54ZM57 110V109H56ZM55 110V111H56ZM69 110H71V107H70V109ZM82 110V111H81ZM114 110H113V113H116V112H114ZM135 110V111H134ZM250 110V109H249ZM254 110L257 112L258 110H256L255 108H254ZM254 110H252V113L254 112ZM263 110V109H262ZM62 111V110H61ZM72 111V110H71ZM241 111V110H240ZM239 111V112H240ZM246 111H247V109H246ZM260 111V110H259ZM259 111H258V113L257 114H259ZM264 111V110H263ZM17 112V111H16ZM57 112V111H56ZM96 113L95 115H91V114H93V113ZM125 112V113H126ZM237 113V114H239V115H241V117L239 116V115H237L236 114V116H238V117H236L235 115V117L233 116V123H231V125H229L228 124V121L229 120H232V119H230L229 118V120L227 121V124H228V126L230 127H232V124H233V127H237V125L236 124H234V122H236L237 120H240L241 118L243 119L244 117H243V111H241L242 113ZM244 112H245V110H244ZM248 112V111H247ZM247 112H245V113H247ZM262 111H260V113H261ZM69 113V112H68ZM88 113V114H87ZM116 113V114H117ZM71 115H72V113H70ZM92 116V117H90V115ZM101 114V115H102ZM115 114V115H116ZM132 114V115H133ZM230 114V115H229ZM249 114H251L250 113V111L248 112V114L247 115H249ZM262 114V113H261ZM2 115H6V116H8L9 115V112L7 111V110H5V111H3V114ZM52 115H54V114H52ZM52 115H51V117H52ZM63 115V114H62ZM70 115V116H71ZM88 115V116H87ZM105 115V114H104ZM146 115V116H145ZM147 115H148V117H147ZM256 115V113L254 114V116ZM263 115V114H262ZM18 116V115H17ZM58 116V115H57ZM57 116H54L55 118L57 117ZM60 116V115H59ZM65 116V115H64ZM88 118H87V117ZM94 116H96L97 118H95ZM139 115H137V117H138ZM225 116H224V121H225ZM245 116H246V114H245ZM250 117L249 118H251L252 116L251 115H249ZM118 117V116H117ZM137 117H135L137 120H138V118ZM147 117L148 119H147V121H146V123H144L143 121H142V119H145V118ZM154 117V118H155ZM256 117V116H255ZM255 117H252V119L251 120H254V119H260V121H261V118H255ZM260 117H262V116H260ZM46 118V119H45ZM48 118V119H47ZM58 118H60L61 119V117H58ZM57 118V119H58ZM82 118V117H81ZM105 117H103V120L104 121H106L105 119H104ZM205 118V119H204ZM235 118H237V119H235ZM245 118H247V117H245ZM244 118V119H245ZM248 118V119H249ZM263 119H262V124H261V122H259L258 120H257V122H255V121H252L253 123L255 122V124H257V128H259V124H261L262 126L260 127V129L261 130H263L262 129V127H264V117H262ZM7 119V118H6ZM52 119H54V118H52ZM51 119V120H52ZM56 119V121H58ZM99 119H100V116H99ZM170 119V122H167L166 123V121H168ZM210 121H209V120ZM241 119V120H242ZM243 119V120H244ZM248 119H245L244 121L246 122V120H248ZM64 120V119H63ZM74 120V121H75ZM119 121V120H121L120 118L119 119H116V121ZM152 120H153V118H152ZM154 120H158V119H154ZM192 120V121H191ZM236 120V121H235ZM250 120V119H249ZM249 120L247 121V122H249ZM251 120H250V122H251ZM162 121H161V123H162ZM194 121V122H193ZM226 121H225V123H223L222 122V125L221 126H223V124H225V126H226ZM4 122V123H3ZM9 122V121H8ZM12 122V121H11ZM47 122H49V121H47ZM52 122H54V121H51V122H49V124L51 123V125L53 124V125H55V123H52ZM139 122V121H138ZM178 122V121H177ZM177 122H175L176 123V125H178L177 124ZM206 122V123H207ZM242 123L241 124H243V121H241ZM244 122V123H245ZM1 123H3V126H4V124H5V121H4V117H2L1 116V118H0V125H2ZM13 123H15V122H13ZM58 123V122H57ZM73 123V124H72ZM106 123H108V124H106ZM112 123V125H109V124H111ZM119 123V122H118ZM157 124H155L156 126L157 125H159L158 124V121L156 122ZM161 123H160V126H162L161 125ZM186 123V122H185ZM196 123H197V125H196ZM205 123V122H204ZM205 123V124H206ZM230 123V122H229ZM253 123H250V125L251 124H253ZM7 124V123H6ZM5 124V125H6ZM48 124V123H47ZM59 124H62V122L60 123V120H59ZM71 124V125H70ZM135 124H136V120H135ZM182 124H184V123H181V125ZM189 124H187L188 126H189ZM204 124V125H205ZM209 124V125H210ZM217 124V125H216ZM219 124V125H218ZM11 125V124H10ZM15 125V124H14ZM58 125V124H57ZM56 125V126H57ZM130 125V124H129ZM132 125H133V122H132ZM139 125V124H138ZM138 125H137V127H138ZM172 125H174V124H172ZM186 125V126H187ZM190 125H192V124H190ZM207 125V124H206ZM205 125V126H206ZM234 125H236V126H234ZM2 126V127H3ZM27 126V125H26ZM63 126V125H62ZM61 126V127H62ZM114 127V129H113V127ZM168 126V124L166 125V127ZM179 126V125H178ZM183 126V125H182ZM185 126V125H184ZM185 126V127H186ZM204 126V127H205ZM219 126V128H217ZM224 126V128H223V130L220 132L221 134H222V132L224 131V129H226L227 127H225ZM243 126V125H242ZM245 126H246V124H245ZM253 126H254V124H253ZM11 127H13V126H11ZM10 127V128H11ZM36 127H34L35 129H36ZM48 127H49V125H48ZM132 127H135V126H132ZM132 127H130V129L132 128ZM163 127V126H162ZM165 127V128H166ZM228 127V128H229ZM232 127V129L230 128V130H232L231 132H234L235 131V129ZM248 127H249V124H248ZM251 127H252V125H251ZM256 127V126H255ZM1 128V127H0ZM31 128V127H30ZM47 128V127H46ZM52 128H55V127H52ZM152 128H153V126H152ZM159 129H160V127H158ZM210 128H212L214 131H215V133L214 132H212V134H211V130L212 129H210ZM217 128V129H216ZM257 128H254L255 130H257ZM3 129V131H4V129L5 130H7L6 129V127L5 128H2ZM12 129H15V126H14V128H12ZM29 129V128H28ZM64 129V128H63ZM62 129V130H63ZM136 129V128H135ZM138 129H139V127H138ZM142 129L144 130V132L142 131ZM142 129H141V133H142V135L145 133V129H144V125H143V127H142ZM155 129V128H154ZM157 129V128H156ZM155 129V130H156ZM164 129V128H163ZM185 129V128H184ZM251 129H253V127L251 128ZM251 129H249V131L251 130ZM11 130V129H10ZM9 130V131H10ZM60 130V129H59ZM166 130H167V128H166ZM191 130V131H192ZM198 130V131H197ZM201 130H203V131H201ZM210 132H209V131ZM229 130V129H228ZM230 130L229 131H227V132H230ZM234 130V131H233ZM245 130V129H244ZM259 131V130H257L258 132H256L255 134H254V132H252V130H251V132H248V133H250L249 135H248V133H247V135H248V137H249V143H247V135H246V133L244 134V135H246V136H244L243 137V139L240 137V139H241V141L240 140H238V141H235L234 140V142L232 141V142H229V140H230V137L232 136V135H236V134H234V133H231L230 132V134H231V136L229 135H227L228 137H224L226 140H228V142L225 140V139H223V140H225V143H223V146H227L228 144V147H227V149L229 148V147H231V144L230 143H234L233 145H236V143L235 142H237V143H239L240 142V144H243V141H244V139H245V137H246V142L244 141V143L246 144H250V140L253 142H251L252 143V145L255 143L254 141L257 139L256 137H262L263 135H264V131ZM46 131L49 133V131L46 129ZM52 131V130H51ZM129 131V130H128ZM137 131V130H136ZM146 131V132H147ZM159 131V130H158ZM160 131H161V129H160ZM160 131H159V133H160ZM168 131H171V130H168ZM190 131V130H189ZM189 131H187L188 133H189ZM238 131V130H237ZM5 132V131H4ZM11 132V131H10ZM10 132H9V134H10ZM148 132H150V131H148ZM161 132H163V131H161ZM186 132V131H185ZM187 132H186V134H187ZM259 132H263V135L261 136V135H256V134H258ZM137 133H139V132H137ZM140 133V134H141ZM152 133V135H154V133L156 134V132H151ZM165 132H163L161 135H159V136H162L163 135V137H166L165 135L167 134H164ZM171 133V132H170ZM174 133V132H173ZM253 133V134H252ZM5 134V133H4ZM38 134V141H36V136H35V139H33V137H34V135H37ZM62 134H63V132H62ZM119 134L123 137H120L119 136ZM172 134V133H171ZM180 134V133H179ZM185 134V133H184ZM219 134V133H218ZM218 134H217V136H218ZM226 134H228V133H225V135ZM260 134V133H259ZM7 135H8V133H7ZM145 135V134H144ZM143 135V136H144ZM147 135V134H146ZM152 135H151V137H150V134H148V137H149V139H148V137H146L147 139V141L146 140H144V144H146L145 142H148V140H150L151 141V139L150 138H152ZM170 135V134H169ZM168 135V136H169ZM190 133L187 135V136H189L190 137ZM200 135V136H199ZM206 135H208V134H206ZM206 135H203V137H205ZM209 135L207 136V137H205V138H203V137H200V138H203V139H199V141H202V140H205V139H207V140H211V138L210 139H208L209 138ZM2 136V135H1ZM52 136V135H51ZM50 136V137H51ZM56 136V135H55ZM62 136V135H61ZM138 136V135H137ZM142 136V137H143ZM159 136H157V134H156V137H154V138H158L159 140H160V138H162V137H160L159 138ZM172 137L171 138H174L173 136H174V134L173 135H171ZM176 136V141L179 139V138H177V135H175ZM187 136H185V141L188 139L189 140V138L187 137ZM223 136H224V132H223ZM65 137V136H64ZM140 137H141V135H140ZM144 137V138H145ZM182 137V135H180V138ZM191 137H192V135H191ZM191 137H190V139H191ZM221 137L222 136H218V138L219 139H221ZM127 138V137H126ZM130 138V137H129ZM135 138V137H134ZM134 138H132V139H134ZM137 138V137H136ZM169 139V140H172V139ZM183 138V137H182ZM181 138V139H182ZM187 138V139H186ZM231 138H233V137H231ZM237 138H239V137H237ZM263 138V137H262ZM262 138H260V139H262ZM46 139H47V141H46ZM54 139V138H53ZM57 139V138H56ZM125 139V138H124ZM163 140H165L164 138H162ZM162 139L160 140L161 141V143L163 142L162 141ZM198 139H196L197 141H198ZM216 139H217V137H216ZM234 139H236L235 137H234ZM142 140H143V138H142ZM175 140V139H174ZM187 140V141H188ZM191 140H193V139H191ZM191 140H189L190 142H189V144H194V143H191V142H193V141H191ZM195 140V141H196ZM213 140L211 141V142H213ZM223 140L221 139V140H219V146L221 145V142H223ZM237 140V139H236ZM243 140V141H242ZM48 141H50L49 143H47ZM54 141H56V142H58V140H54ZM54 141H53V143H54ZM134 141V140H133ZM132 141V142H133ZM175 141V142H176ZM182 141V140H181ZM186 141V142H187ZM258 141V140H257ZM264 141V140H263ZM60 142V143H61ZM141 142V141H140ZM140 142H137L136 143V145H140V144H143V142L142 143H140ZM152 142H154V144H155V142H157V141H153V139H152ZM152 142H150V143H152ZM159 142V141H158ZM174 142V141H173ZM173 142H172V144H173ZM185 142V143H186ZM204 142V141H203ZM211 142H209L208 141V143L210 144ZM216 143H217V140L215 141ZM214 142V143H215ZM228 144H227V143ZM242 142V143H241ZM261 142H262V140H261ZM52 143V144H53ZM135 142H133V144H134ZM139 143V144H138ZM149 143V142H148ZM160 143V144H161ZM165 143V142H164ZM164 143H162V145H164ZM176 143H179L178 141L176 142ZM188 143V142H187ZM197 144L196 145H198V147L200 148L201 147V145H202V142H201V144H198V142H196ZM205 143H206V141H205ZM205 143H203V145H205ZM206 144V146L205 147H208L209 146V144ZM214 143H212V144H214ZM214 144L213 146H215V147H212V148H214L213 150H212V148H211V146H209V148H211V149H209V148H207L206 150L208 151H206V153H208L209 154V151H210V153L212 152H214L213 154L215 155V157L218 155V153H216V150L217 149H219V148H217L218 147V143L217 144ZM257 143V142H256ZM262 143H264V142H262ZM55 144V143H54ZM66 144V145H65ZM143 144V146H147V144L146 145H144ZM157 144V143H156ZM188 144V145H189ZM240 144H238V145H240ZM246 144V145H247ZM260 144V142H258V145ZM43 145V146H42ZM179 145V144H178ZM208 145V146H207ZM257 144L255 145V146H258ZM52 146V145H51ZM153 146V145H152ZM157 146V145H156ZM155 146V147H156ZM183 146V145H182ZM222 146V147H223ZM225 146V147H226ZM237 146V145H236ZM235 146V147H236ZM245 146V145H244ZM254 146V145H253ZM263 146L264 145H262V147L259 145L258 147H261V149L263 148ZM54 147V146H53ZM53 147H50V148H53ZM53 148V151L51 150V149H47V150H51L52 152H53V154L55 153L54 152V150L56 149V148ZM137 147V146H136ZM140 147H141V145H140ZM145 147H143V150H141V152L143 151L144 153V155H143V159H144V157H145V159L147 158L148 159V157L147 156H145V154H146V152H145ZM178 147V146H177ZM180 147V146H179ZM183 147H185V145L183 146ZM182 147V148H183ZM187 147H189V149H190V145L189 146H186L185 148H187ZM225 147H223V149L225 148ZM234 147V146H233ZM234 147V148H235ZM137 148H139V146L137 147ZM146 148H148V147H146ZM159 148V147H158ZM163 148H165L164 146H163ZM181 148V147H180ZM179 148V149H180ZM192 148V147H191ZM215 148H217L216 150H215ZM221 148V147H220ZM232 148V147H231ZM233 148V149H234ZM237 148H239L238 146H237ZM237 148H236V152L238 151L237 150ZM242 148V147H241ZM240 148V150L238 151V152H240V151H243L244 149H247L248 148V145L246 146V148L245 147H243L244 149H241ZM253 148H255V149H257V147H252L251 148V145H250V150H252ZM139 149H142V148H139ZM150 151H151V149L150 148H148ZM155 149V148H154ZM201 149L203 150V149H205V148H203V147H201ZM201 149H199V152H197L198 154H199V156L198 157H202V159H203V156H201L202 155V150ZM230 149V148H229ZM62 150V149H61ZM66 150V149H65ZM67 150H68V148H67ZM147 150V149H146ZM152 150H153V148H152ZM201 150V151H200ZM212 150V151H211ZM215 150V151H214ZM248 150H249V148H248ZM259 150V149H258ZM258 150H257V152H258ZM57 151H59V150H57ZM71 151V150H70ZM148 151V150H147ZM154 152H155V150H153ZM153 151H151V153H149V154H152L153 153ZM217 151H220V152H222V148H221V150L219 149V150H217ZM224 152H222L221 154L223 155V153H225L226 151H227V153H229V152H231V153H233L232 152V149H230V150H223ZM229 151V152H228ZM245 151H247V150H245ZM259 151H261V152H258V155H259V153L261 154V153H263L264 152V149L263 150H259ZM263 151V152H262ZM131 152V151H130ZM157 152V151H156ZM155 152V153H156ZM219 152V153H220ZM234 152H235V149H234ZM236 152L234 153V154H236ZM244 152V151H243ZM243 152H241V153H243ZM248 152V151H247ZM58 153V152H57ZM71 153V152H70ZM131 153H133V154H131ZM130 154H131V156L133 155V156H136V155H138V154H142V153H139V152H137V151H133L132 150V152H131ZM137 153V154H136ZM157 153V154H158ZM196 153V154H197ZM212 153L210 154V155H212ZM226 153V154H227ZM245 153V152H244ZM65 154V153H64ZM69 154V153H68ZM72 154V153H71ZM70 154V155H71ZM136 154V155H135ZM154 154V153H153ZM234 154L232 155L233 157H234ZM251 154H252V152H251ZM255 154H256V150H255ZM6 155H8V156H6ZM203 155L205 156V154L203 153ZM225 155V154H224ZM230 155V154H229ZM229 155H228V157H229ZM236 155H238V154H236ZM236 155H235V157H236ZM250 155V154H249ZM257 155V156H258ZM4 156H5V158L7 157H9L8 159L9 160H6V162H5V160H4ZM133 156H132V158H133ZM155 156V155H154ZM192 157L193 159L191 160V158H189V157ZM207 157H209V155H206ZM219 156V157H218ZM217 157L218 158H222V160L225 158V160L226 159H228L227 158V155H225V156H220V155H218ZM231 156V157H232ZM263 156H264V154L261 156H258V157H262V160H263ZM129 157V156H128ZM141 157H142V155H141ZM140 156H139V158H141ZM186 157V158H185ZM197 157V158H198ZM213 158H215L214 156H212ZM216 157V158H217ZM232 157V158H233ZM234 157V158H235ZM257 157V158H258ZM56 158H58V157H56ZM60 158H62L61 156H60ZM131 158V157H130ZM129 158V159H130ZM131 158V159H132ZM136 157H134L133 159H135ZM185 158V159H184ZM187 158H188V161H187ZM210 158V157H209ZM208 158V159H209ZM217 158V159H218ZM230 158V157H229ZM247 158H248V156H247ZM250 158V157H249ZM41 159L43 160V162H44V164H45V159L44 158H42L41 157ZM54 159H55V157H54ZM70 159V158H69ZM68 159V160H69ZM131 159L129 160V161H131ZM146 159V160H147ZM164 159V160H165ZM166 159V160H167ZM204 159H206V158H204ZM238 159V158H237ZM241 159H242V157H241ZM251 159V158H250ZM47 160V159H46ZM49 160V159H48ZM47 160V161H48ZM126 160V161H125ZM153 160H155V159H153ZM191 160V161H190ZM214 160V159H213ZM219 160V159H218ZM246 160V159H245ZM256 160H258V159H256ZM262 160L260 161V160H258V162L260 161V163H262L263 164V162H262ZM46 161V162H47ZM60 161V160H59ZM65 161H67V160H65ZM151 161H152V159H151ZM156 161V160H155ZM154 161V162H155ZM161 161V160H160ZM159 161V162H160ZM163 161V160H162ZM181 161V160H180ZM189 161H190V163H189ZM198 161V160H197ZM207 161V160H206ZM209 162H211V159H209L208 160ZM229 161V160H228ZM251 161V160H250ZM255 161V160H254ZM264 161V160H263ZM42 162V163H43ZM61 162V161H60ZM62 162L64 163V161L62 160ZM131 162H134V161H131ZM131 162H129V163H131ZM146 162V161H145ZM148 162V161H147ZM146 162V163H147ZM150 162V161H149ZM148 162V163H149ZM153 162V161H152ZM201 162V161H200ZM199 162V163H200ZM202 162H204V161H202ZM201 162V165L200 164H196V165H192V166H196V167H198L199 168V166L198 165H200V166H202L203 167V165L206 163H202ZM221 162V161H220ZM223 162V161H222ZM232 162V161H231ZM244 162V161H243ZM251 162H253V161H251ZM257 162V161H256ZM41 163V164H42ZM54 163V162H53ZM136 163V162H135ZM147 163V164H148ZM155 163H157V162H155ZM161 163V162H160ZM159 163V164H160ZM163 163H165V161L163 162ZM213 163L215 164L216 162L215 161H213ZM40 164V165H41ZM138 164V163H137ZM146 164V165H147ZM223 164V163H222ZM26 165H27V167H26ZM49 165V164H48ZM64 165V164H63ZM69 165V164H68ZM136 165V164H135ZM149 165H151V163L149 164ZM148 165V166H149ZM163 165H165V164H161V166H160V168H163L162 166ZM205 165H207V164H205ZM216 165V164H215ZM219 165V164H218ZM229 165V164H228ZM233 165H234V163H233ZM46 166H47V164L45 165V169L43 168V170H46V169H48L49 168V166L50 167H52L51 165H49V166H47V168H46ZM65 166V165H64ZM156 166H158L159 167V165L157 164ZM167 166V165H166ZM166 166H164L165 168H166ZM180 166V165H179ZM220 166V165H219ZM230 166V165H229ZM263 166H264V164H263ZM31 168H33V165H31L30 166ZM127 167V168H126ZM195 167V168H196ZM240 167V166H239ZM29 171V172H27L26 171V169ZM54 169H55V166L53 167ZM167 168L165 169V170H167ZM207 168H208V166H207ZM206 168V169H207ZM217 168H218V166H217ZM129 169V170H128ZM150 169V168H149ZM154 169H155V167H154ZM176 169V168H175ZM183 169V170H182ZM197 169V168H196ZM195 169V170H196ZM200 169V168H199ZM237 169V168H236ZM241 169V168H240ZM258 169V168H257ZM41 170H42V168H41ZM132 171L133 172V170L135 171V175L134 174H132L133 176H135V177H133L130 173H128L129 171ZM140 170V169H139ZM138 170V171H139ZM157 170V169H156ZM214 170V169H213ZM212 170V171H213ZM218 170H220V169H218ZM176 171V172H175ZM192 171H194V168H193V170ZM202 171V170H201ZM240 171V170H239ZM45 172V171H44ZM50 172V171H49ZM157 172V171H156ZM159 172V171H158ZM207 172V171H206ZM205 172V173H206ZM209 172V171H208ZM207 172V173H208ZM53 173H55V172H53ZM68 174V176H67V174ZM144 172H142V174H143ZM160 173V172H159ZM162 173V172H161ZM192 173V172H191ZM200 173V172H199ZM210 173H211V170H210ZM216 173V172H215ZM221 173V172H220ZM141 174V175H142ZM148 174V173H147ZM168 174V173H167ZM213 174V173H212ZM211 174V175H212ZM138 175H139V173H138ZM155 175V174H154ZM165 175V174H164ZM199 175V174H198ZM197 175V177L194 175L193 176V173H192V176H193V178L192 179H194V177H196L195 178V180L197 179L198 180V176ZM200 175H201V173H200ZM203 175V174H202ZM209 174H207V179H208V176ZM210 175V176H211ZM214 175V174H213ZM67 176V177H66ZM77 176V177H76ZM116 176H121V178L122 177H124L125 176V180H123V182H124V184L127 186H124V187H126L125 189H128V188H132V190H134L133 192V195H130V194H132V193H130V194H126L125 196L126 197H119L120 199H115V197L111 194V191H110V189H112V190H115L114 192H115V195H117V194H119V195H121L119 192H118V190H119V188L118 187H120L119 185H116L117 186V188H115V189H113V187H115V185L112 187V188H110V189H108L107 188V186H109V185H107V186H105L108 190H106L105 188H104V186H103V183H110V182H112L113 180H114V178L115 179H119L118 177H116ZM153 176V175H152ZM162 176V175H161ZM166 176V175H165ZM170 176V175H169ZM173 176V175H172ZM188 176H186V177H188ZM191 176V177H192ZM205 176H206V174H205ZM216 176H218V175H216ZM247 176H248V174H247ZM142 178V182H141V178ZM149 177V176H148ZM157 177H158V175H157ZM171 177V176H170ZM180 177V176H179ZM178 177V180L182 177H180L179 178ZM186 177H184V178H186ZM190 177V176H189ZM188 177V178H189ZM203 177V176H202ZM212 177V176H211ZM214 177V176H213ZM235 177V176H234ZM233 177V178H234ZM155 179H156V177H154ZM172 178V179H173ZM183 178V177H182ZM183 178V179H184ZM188 178H186V179H188ZM219 178V177H218ZM248 178V177H247ZM145 179H147V178H145ZM150 179H151V177H150ZM155 179H154V181H155ZM202 179V178H201ZM207 179H203L202 180V182L204 183V180H207ZM213 179V178H212ZM216 179H217V177H216ZM220 179V178H219ZM232 179V178H231ZM60 180L61 181H63V182H60ZM116 180V181H117ZM153 180V179H152ZM158 180H160L159 178H158ZM169 180V179H168ZM174 180V179H173ZM177 180V183L179 182ZM182 179H180V181H181ZM185 180V179H184ZM200 180V179H199ZM210 180V179H209ZM209 180H207V181H209ZM218 180V179H217ZM221 180V179H220ZM72 181V180H71ZM116 181H115V183H116ZM119 182L121 181V179L120 180H118ZM144 181V182H143ZM190 181V180H189ZM219 181V180H218ZM147 182V183H146ZM182 182V181H181ZM193 182H194V180H193ZM193 182H191V185H192V183ZM202 182H199V184L201 183L202 184ZM210 182H212V180L210 181ZM209 182V183H210ZM217 182V181H216ZM221 182V181H220ZM223 182V181H222ZM221 182V183H222ZM114 183V182H113ZM114 183V184H115ZM118 183V182H117ZM116 183V184H117ZM143 183H146V184H143ZM177 183L175 184V185H177ZM196 183V182H195ZM193 183V186H195V185H198V183ZM207 183V182H206ZM206 183H204V185L206 186ZM213 184H215L214 182H212ZM219 183V182H218ZM224 183V182H223ZM73 184L75 185V187L73 186ZM122 184V183H121ZM185 184V183H184ZM200 184V185H201ZM211 184V183H210ZM209 184V186H211L212 187V185H210ZM151 185V187L152 186H154V187H152V189L153 188H155V189H153V190H151L150 188L151 187H149V186ZM162 185V186H161ZM200 185H198V189L200 188V189H202V192H200V195H203L204 193H203V190L205 189V186L204 187H202L203 185H201V187H200ZM223 185V184H222ZM221 185V186H222ZM228 185V184H227ZM72 186V187H71ZM123 185H121V187H122ZM149 188H148V187ZM171 186H170V188H169V191H171L172 189H171ZM207 186H208V184H207ZM207 186H206V189H207ZM230 186V185H229ZM243 186V185H242ZM251 186V185H250ZM158 187L160 188V190H163L162 189V187L166 190V192H167V194L169 195V196H174L173 197V199L175 200H171L172 198H169V196L167 195V194H165V195H167V197L170 199H168L166 196H164L163 195V193L161 194L160 192H162V191H160V192H158L159 191V189H158ZM210 187V188H211ZM225 187H226V185H225ZM183 188V187H182ZM196 188V189H197ZM204 188V189H203ZM222 188H224L223 186H222ZM116 189H117V194H116ZM187 189V188H186ZM191 189H193V187L191 188ZM205 189V190H206ZM209 189V188H208ZM208 189L206 190L207 192H208ZM211 189H213V187L211 188ZM210 189V190H211ZM225 189V188H224ZM227 189V188H226ZM154 190H156V191H154ZM178 190V186H177V189H176V191ZM181 190V189H180ZM180 190H178V191H180ZM195 190V189H194ZM204 190V191H205ZM209 190V191H210ZM219 190V193L221 192L220 190H222L221 188H219L218 189ZM218 190H213V191H218ZM238 190V189H237ZM212 191V190H211ZM232 191V190H231ZM230 191V192H231ZM235 191V190H234ZM125 192V191H124ZM164 192V191H163ZM166 192H164V193H166ZM185 192V191H184ZM197 192V191H196ZM223 192V191H222ZM226 192V191H225ZM225 192H223V193H225ZM121 193H123L122 192V190H121ZM203 193V194H202ZM212 193V192H211ZM210 193V194H211ZM215 193V192H214ZM236 193H237V191H236ZM161 194V195H160ZM177 194H178V192H177ZM181 192H179V196L181 197ZM191 194V193H190ZM197 194V193H196ZM208 195L206 192H205V194H204V196H211V195ZM217 194H218V192H217ZM228 194V193H227ZM227 194H225V195H227ZM124 195V194H123ZM216 195V194H215ZM225 195H223V197L225 196ZM234 195V194H233ZM236 195V194H235ZM122 196V195H121ZM164 196V197H163ZM171 196V197H172ZM197 196V195H196ZM195 196V197H196ZM204 196H201L203 199H204ZM206 196V197H207ZM217 196V195H216ZM229 196H230V194H229ZM237 196V195H236ZM235 196V197H236ZM186 197V198H185ZM199 197V196H198ZM212 197V196H211ZM222 197V198H223ZM226 197V196H225ZM228 197V196H227ZM247 197V196H246ZM168 200H167V199ZM185 198V199H184ZM218 198H220V196L218 197ZM232 198V197H231ZM141 199H142V202L143 203H141ZM143 199H145L146 201L144 202L143 201ZM184 199V200H183ZM187 199V200H186ZM196 199L197 200H199L201 203L202 202H204L203 200L201 201V198H197L196 197ZM215 199V197L214 198H212L211 200H212V202H213V200ZM234 199H236V198H234ZM241 199V198H240ZM180 200H181V198H180ZM205 200V199H204ZM207 200V199H206ZM210 200V201H211ZM223 200V199H222ZM225 200V199H224ZM222 201V203L223 202H225V204H226V201ZM226 200H227V198H226ZM228 200H229V198H228ZM237 200V199H236ZM140 201V202H139ZM187 202V203H185L184 204V202ZM199 201H197V203L199 202ZM218 201V200H217ZM229 201H231V200H229ZM228 201V202H229ZM232 201H233V199H232ZM235 201V200H234ZM238 201V200H237ZM237 201H235V202H237ZM240 201V200H239ZM138 202H139V204H138ZM191 204H190V203ZM208 202V201H207ZM227 202V203H228ZM241 203H242V201H240ZM190 205H189V204ZM195 204H196V202H195ZM199 204V203H198ZM216 204H217V202H216ZM215 204V205H216ZM233 204V203H232ZM238 204H239V202H238ZM203 205H205V204H203ZM209 205V208H210V205H211V203L210 204H207V206ZM220 205V204H219ZM228 205H230V204H228ZM185 206H187L188 208H189V206H190V208L187 210V208L185 207ZM201 206V205H200ZM206 206V207H207ZM231 206V205H230ZM237 206V205H236ZM241 206V205H240ZM205 207V206H204ZM218 207V206H217ZM216 207V208H217ZM225 207V206H224ZM234 207H235V205H234ZM200 208V207H199ZM202 208V207H201ZM191 209V210H192ZM208 209V208H207ZM230 209V208H229ZM204 210H205V213H204ZM236 210V209H235ZM198 211H200L201 213H200V215L201 216H199V213H198ZM216 211V210H215ZM218 211V210H217ZM231 211V210H230ZM259 212V211H258ZM193 213H198V214H193ZM213 213H214V211H213ZM254 214V213H253ZM255 215V214H254ZM240 216V215H239ZM218 217V216H217ZM248 217V216H247ZM256 217H257V215H256ZM207 219V220H205V219ZM223 218V217H222ZM225 218H227V217H225ZM253 218V217H252ZM259 218V217H258ZM219 219V218H218ZM255 219V218H254ZM249 220V219H248ZM213 221H215V222H213ZM219 221V220H218ZM256 221V220H255ZM258 221V220H257ZM232 222V221H231ZM239 222V221H238ZM259 222V221H258ZM217 224V226H215V225H212V224ZM228 223V222H227ZM230 223V222H229ZM232 224V223H231ZM238 224V223H237ZM230 225V224H229ZM228 225V226H229ZM235 225V224H234ZM233 225V226H234ZM227 226V225H226ZM226 226H223V227H226ZM231 226V225H230ZM229 226V227H230ZM237 226V225H236ZM229 227H226L227 229H226V231L229 233V234H231L230 233V231L228 230L229 229ZM234 228H236V227H234ZM225 229V228H224ZM224 229H223V231H224ZM257 229V228H256ZM254 230H255V228H254ZM226 231H224V233H226ZM233 231H234V229H233ZM236 231V230H235ZM238 231V230H237ZM240 231V230H239ZM243 231V230H242ZM241 232V231H240ZM244 232V231H243ZM228 233L227 234H225V235H228ZM236 233V232H235ZM247 233V232H246ZM242 234H244V233H242ZM257 234V233H256ZM237 235V234H236ZM255 235V234H254ZM230 236V235H229ZM239 236V235H238ZM238 236H236V238L234 237V236H230L231 238H229L228 236V240H227V242L229 241V240H231V241H233V240H235V239H238V241L240 240L239 238H238ZM245 236V235H244ZM244 236H242V237H244ZM234 237V238H233ZM240 237H241V235H240ZM241 237V238H242ZM246 237V236H245ZM244 237V239L246 240V238ZM248 237V236H247ZM233 238V239H232ZM251 238V237H250ZM256 238V237H255ZM243 239V238H242ZM252 239V238H251ZM222 241H224V242H226L225 240H222ZM230 241V242H231ZM244 241V240H243ZM253 241V240H252ZM224 242H222L223 244H224ZM226 242V243H227ZM244 242H247V241H244ZM221 242H219L218 244L219 245H221L220 244ZM225 243V245H228V244H226ZM243 243V242H242ZM248 243V242H247ZM255 243H257L256 241H255ZM254 243V241H253V244H255ZM230 244V243H229ZM246 244V243H245ZM245 244H242L243 246L245 245ZM259 244V243H258ZM257 244V245H258ZM247 245V244H246ZM221 246H224V245H221ZM248 246V245H247ZM250 246H254V245H251L250 244ZM249 246V247H250ZM256 246V245H255ZM259 246V245H258ZM249 247L248 248H246V249H248L247 251H246V249L244 248V253H248V255H247V257L250 255L249 253L250 252H248L249 251ZM222 248V247H221ZM240 249V248H239ZM243 249V248H242ZM253 249H255V248H253L252 247V250ZM256 250H257V248H256ZM255 250V251H256ZM251 251V250H250ZM224 252V251H223ZM238 252V251H237ZM253 252V251H252ZM251 252V254H253ZM258 252V251H257ZM226 253V252H225ZM239 253L241 254H243V252H240L239 251ZM264 253V252H263ZM222 254V253H221ZM220 253H219V255H221ZM228 254V253H227ZM239 254V255H240ZM241 254V255H242ZM260 254H262V253H260ZM218 255V254H217ZM240 255V256H241ZM256 255V254H255ZM258 255V254H257ZM256 255V256H257ZM232 256V255H231ZM243 256V255H242ZM245 256V255H244ZM218 259H217V258ZM230 257V256H229ZM239 257V256H238ZM216 258V259H215ZM235 258V257H234ZM230 259H231V257H230ZM214 260V261H213ZM252 260V259H251ZM237 261H238V259H237ZM256 261V260H255ZM262 261H264V259L262 260ZM228 262V261H227ZM251 262V261H250ZM254 262V261H253ZM261 262V261H260ZM217 264H219L218 262H216ZM262 263V262H261ZM221 264V263H220ZM226 264V263H225ZM243 264V263H242ZM263 264V263H262Z\"/></svg>",
	"mask_w": 264,
	"mask_h": 264
},
{
	"label": "rangeland",
	"instance_id": "2",
	"mask_svg": "<svg viewBox=\"0 0 264 264\" xmlns=\"http://www.w3.org/2000/svg\"><path fill=\"white\" fill-rule=\"evenodd\" d=\"M17 1H18V3H19V1H20V3L17 4ZM17 1H16V4H17L16 6L19 7L20 5H22V6L20 7L21 10H23L22 7L27 6V5L30 4V3H29V4H26V1H24V0H23L24 2H23L22 0H17ZM21 1H22V2H21ZM37 1H38V0H37ZM60 1H61V0H60ZM60 1L58 2V3H60V6L63 5V8L66 7V6H67V7H66L65 9H62V7H60V11H59L58 13L60 14L61 12H63V14L61 13L60 16H59V15H58V16H54V15H53V16L55 17V18L52 17V18H54V20H53L51 17H50L51 19H50L49 17H47V15L49 14V10H51L50 8H49L48 11H47V8H46V9L44 8V10H46V16H45V14H44L45 11L42 10V11L40 12L42 15L39 13V16H38V14H37L38 12H37V13L34 12L37 16L34 14V18H33V17H31V14H30V13H33V12H32V11H31L30 13L27 12V11L24 12V10H25V9H24L22 12L25 13V14L27 13V14L30 15V16H29V15L26 14L27 17L29 16V18H27V17L25 16V14L16 12V11H19V12H20V10H19L18 8H17V10L14 11V12L17 13V14H15V13L13 12L15 16H14V15L9 16V17H11V19H10V18L8 19V18L6 17V15L3 16L4 18H6V19L9 20V25L7 24L9 27L6 25V28H1V27H3V26H2V24L0 23V24H1V26H0V36H1V37H0V61H1V62H0V68L2 67V68H1L2 70L0 69V82L2 81V82L0 83V88L2 87V88L0 89V98H1V99H0V118H1V116L4 117L5 124H6V123H7V124H6V125L4 124V126H3V123H4V122H3V123H1L2 125H0V127H1V128H0V140H1V139H4V137L9 139V138H11L13 135H15V132H14V131L16 130V125H17L16 123H18V121H19L18 124H19L24 130H26L27 132L30 131V130H35V131L38 133V130H37L38 128H37L35 125L33 126L34 123L31 122V121H32V116H33L32 113L34 112V110H39V109H40V110H44L45 107H46V108H45V112H43V113H46V112L48 111V108H49L50 110H49L47 113H48V114H49V113H52V114H54V115H52V114H49V115H48L49 120H45V122H44L45 125H43V127H45V128H44V130H45V131H44V132H45L44 134H46V135H47V134H49V135L51 134V135H52V136L50 135L51 137L48 136L47 139H49V138H52V139H51V144L49 145V147H46L45 152H43V153L41 154L40 159H39V163L41 164V163L43 162V160L41 159V157L44 158V159L46 158L47 160L49 159V160L47 161V160L45 159V160H44V161H45V164H44V162H43L41 165H40V164H35V165H34V164H31V165H33V168L30 167L31 165H28L29 168L27 167V165H26V167L28 168V170L32 171L33 169H36V167H34V166L39 165V166H37V169H39L41 172H43L46 176H47V175H48V176L50 175L49 177H50L51 179H53V178L55 177V176H54V177L51 176V174H52V175H53V174H56V168L61 167V169H62V171H63L62 174H61V180H63L62 176L65 178V174L63 175V173H64V172H67V171L64 170V169L66 168V169L68 170V174H70V175L68 176V174L66 173L67 176H68V178H69V177H72V178H73V179L70 178V179H68V180H70L71 183L75 180V182H73V183L78 184L79 182H78V181L76 182V180L79 179V178H80V179L82 178L81 180H83L84 177L81 176V174H80L79 172H77V171H74V173L72 172V168H71L70 166L74 163V160L72 161V159H73L72 157H74V153H73V151H72L71 148L69 149L70 145H66V144H69V143H68V139H65V138L67 137V136H66V135H67L66 133H68V132L64 133V131H65V129H66V131H67V129H69L68 124L70 123V120H71V122H72V119H73V122H76L75 119L78 120V118H75V119H74L73 117H75L76 115H77V117H79L80 115H83L82 113H83V111H84L85 109H82L83 111L81 110L82 113H81V114L79 113V114H80V115H79L78 113H76V112H77L76 108L78 109V112H79V110H80L79 108L82 106L81 102L84 101L85 97L87 96L86 93H87L88 90H87L86 92H84V94H86L85 96H84V95L82 96V93H81V95H79L80 92L77 94L76 91H73V93L71 92V95H70V93H69L70 91H67V92L69 93L68 95H70V97H71L72 100L74 99V97H72V96L75 95V94H76V96H75L76 98H77V96H78V98H79L80 96H82L83 98L80 97L79 99H80V100L83 99V100H82V101H78V100L74 99L73 101H74L75 103H76V101H77V104L79 103L78 107H76V106H77V105H76V106H75L76 108H75V107H73L74 105L71 106V105H72V104H71L72 102L69 101V100H71L70 97H67V98H65V99H63L65 96H64V97L62 96L63 98L60 97V98H62V100H65V101H66V103H67V105H68L67 107L70 106L72 111L69 110L70 107L67 108L66 106H65V107H66L67 109L64 110V106H62V105H65V101H63L64 103H63V102L61 103L62 105H61V104L58 105V104H59V103H57L58 100H55V99H54V98L58 99L57 96H58V93L60 92V89H61V88L64 87L63 89L66 90L65 86H63V85H66V87H69L68 89H71V88H72V87H70V86L75 85V90H76V86H77L76 84H77L78 82L80 83L81 79L83 80V78H82L83 76H86V75H87L88 78H90V77L92 76V74H93L95 71H98L101 67H103V65H105L104 67H106V66H107V67H113L114 71H116L117 69H118V71H119V69H120V68H119V66H120L119 64H123V65H124V63L126 62V64H128L127 66H128V67H131V68H129L130 70L133 69V70H135L137 73H139V72L142 71L141 69H143L144 67H146V66H148V65H149L148 67H150V65H153V64L156 65V64H157L158 61L155 59L156 57H152V54H153L154 52H155L154 54H155L156 56H157V55L160 56V57H159V58H160V61L163 60V58H165L164 56H166V58H165V60H166V61H165V64H166V65H172V64H175V65H177V66H181V67H183L184 64H186V63H184V61L182 60V59H185V58H183L184 55H182V54H185V53H186V52H185V53H183V52L189 49L188 52H190V54H188V55L191 56V54L193 55V53H198V52H195V51H197V50L200 51L199 49H201V47L199 48V46H198V47L195 46L196 50L193 49V46H192V48L189 47V46H187V48H186L185 46L188 45V42H187L188 40L186 41V39H185V41H186V42H185L184 39H183L184 37H186V34H184L185 36H183L182 39H181V35H182V34H181V35H178V37L180 36V40L178 41V42H180V43H178V42H175L176 44H175V43H174V44L172 43L173 46H174V45L177 46L178 50L180 51L179 54H181V50L183 51L182 54H181L182 56L177 55V56L182 57V58H181V59L178 58V57L175 55V52H177L176 54H178V50H177V51L175 50V52H174V49H177V48H176V47H172V45H170L169 43H167L168 40L166 39V37H164V36H167V38H168V37L171 35L170 32H169V31H171V30H169L170 27L167 28V26H168L169 24L167 25L166 22H163V21H167L168 19H167V20H161V21L163 22V24L166 23L165 25H167V26L164 27V28H165L164 30H166V31H164V30L161 29V31H163V33H162L161 31H160L161 33H159V34L161 35L160 38L162 37L164 41H163V40H159V41L164 42L165 44H163V45L161 44V47H159L160 45L157 47V44H158V43L156 44V42H155V45H156L157 49H156V47H155V45H154V46H153L154 50H153V48L151 47V49H152L154 52L150 51V52H152V53H151V58H152L151 60H155V62H156V61H157V62L154 63V61H153V64H152V61H150V58H148V59L143 58L142 60H144V61H141V59H139V58H133V59H131L132 62H134V61L136 62V61H137V62H136L137 65H136V64H134V63H130V60H128V59H130V58H128V57H130V56L127 55L126 52L120 50V47H118L117 45H113V44H111V43L109 42V44H111V46L108 45V48H107V49H110V50H106V47H107V46L105 47V51H106V52H105L104 50H102V49L104 48L103 46H105V43H104V42H106L107 40L110 41V40H109L110 38L108 37V36H110V34H107V33H106V35H108V36H107V37H104L105 34H101V32L99 31V29H100L102 32H103V30H105V25H103L102 23H100L101 20H102V18H103V16H106V23H107V22H109L108 20L113 19V18H110V17H113V15H114V16L119 15V14H120L119 11L122 10L121 13H124L123 9H124V10H127V12H125V13L127 14V13H128V10H129V9H127V8H128V7H131V10H132V6H126V5H125L126 8H125L124 6H122V7H123V8H122V7H121L122 4H120V7L122 8V9L120 8V9H121V10H120V9H119V5L116 4V5L118 6L117 8L119 9V10H117L119 14H118L117 12H114L115 14L117 13V14L115 15V14L110 13L111 10H109V9H112L111 6L113 7L112 4H111V6H109V5H110V2L112 3V1L109 0L110 2H109V4H107V1H108V0H94V4H93V5H95V6L97 7V9L99 10V12H98V10H97L98 14H94V11H95V10L93 9V17H94V16H97V17H94V18L92 17L93 20H91L92 18L89 19V16H87L88 18L86 19V17H84L83 15H81L79 12H78L79 15L77 14V16H79V19H77V18H76L77 16L74 14V12H75L76 9H77V10H76V12H77V11L80 9V7H82V6L85 4V3L83 4V1H84V0H83V1H80V0H79V1H78V3H79V2H82V5H81V3H80V7L78 6L79 4L77 3V1H76L77 5H76V3H75V4L73 3L74 0H70V1L65 0V1H66L65 3L63 2V1H64V0H63V1H62V2H63L62 5H61L62 2H60ZM67 1H68V2H67ZM90 1H91L90 4L92 5V0H90ZM114 1H117V0H114ZM114 1H113V4H114ZM120 1H122V0H118V2H120ZM151 1H152V0H151ZM179 1H180V0H179ZM179 1H177V0L175 1V2H178V4L175 3L174 1H171L169 6H170L171 8H175L176 11H177V9L180 11V8L183 7V5L186 4V2H183V1H185V0H183L181 3H185V4L182 5ZM186 1H187V0H186ZM188 1H189V0H188ZM195 1H196V2H195ZM197 1H198V2H197ZM205 1H207V4H209L210 7H212V8L215 7V5H218V4H216V3H219V2H220L219 0H218L219 2H216L217 0H215V1L212 2V3H211V1L208 3V0H193V1H192L193 4L195 3L194 5L192 4L193 7L191 6V4H190L191 2H190L189 4H190L191 8H192V9L195 8V11L192 10V9H190V10H192V13L194 12V13H193L194 16L192 15V17H193V19H194V18H197V19H196V20H195V19L193 20V19H191V17H190V19H189L190 22H188V23H190V24L193 25V26H190V24H187V20H188V18H187V20L182 19V20H185V21H184V22H185V27H186L185 29H187V27L190 26V27H189L190 29H191V27H193V28H192V31H193V29L195 30L196 27H197L198 25H199L198 27L201 28V24H202V23H205V22L207 23V19H205L206 21L204 22V19H203L204 17H205V18L208 17V23H207V24H210V23H209V21H210V17H209V16L206 17V14H205V12H204V10H206V9L209 8V7H206V6H205V3H204ZM33 2L35 3L36 1H33V0H32V1H31V6H33V7H35V6L40 7V6H38V5H40V4L37 5V2H36V4H34ZM85 2H86V0H85ZM152 2L154 3V1H152ZM155 2H156V1H155ZM221 2H222V1H221ZM252 2H253V0H252L251 2L249 1L250 5H252ZM260 2H261V1H260ZM38 3H40V1H39ZM171 3H172V4H171ZM174 3L177 4L178 6H177V5L174 6V5H173ZM213 3H214L215 5H214ZM256 3H257V2L254 0V4H253V5L256 6ZM33 4H34V5H33ZM180 4H181L182 6H181ZM220 4H221V3H220ZM220 4H219V5H220ZM74 5L77 6L79 9H78L77 7H75ZM93 5H92V7L94 8L95 6H93ZM116 5H115V6H116ZM153 5H155L156 7H158V6H157V2H156V4H153ZM236 5H237V4H236ZM29 6H30V5H29ZM31 6H30V7H31ZM108 6H109L110 8H109ZM155 6H154V7H155ZM166 6H168V5H166ZM179 6H180V7H179ZM186 6L188 7L187 4H186ZM194 6H196V7L200 6V7H198V9L200 8L199 10H200V13H201V14L199 13V10H198V9L196 10V7H194ZM204 6H205V9H202ZM237 6H238V5H237ZM71 7H72V8H71ZM96 7H95V8H96ZM105 7H106V9H105ZM107 7H108V8H107ZM156 7H155V10H153V11L150 12V14H151V13H154L155 15H153V14L149 15V13H148L149 16H147V15L145 16V14L140 13L139 10L136 9L137 7H135V11H136V10H138V11H136V12L133 11V12L135 13V15H134V13H133L132 11H131V12L133 13L134 16H136L137 12H139V14H138L139 18H140V14H141L142 17L146 18V19H144V20H146V23H145V24H147L148 22H152V23H153L154 17H155V16H158V15H159V12H160V14H161V15H159V16H162V15H163V16H165V18H166V17L169 18V17H168L167 15H165V14L168 13L166 10H167V9L169 10L170 8H167V7H166V10H163V9H164V8H163L164 6H162V10H163V11L161 10V11H162V12H161V11H160V9H161L160 7H161V6H159L160 9L158 10V8H157V10H158L159 12H158V14H156V13H157V12H156ZM252 7H254V6H252ZM24 8H25V7H24ZM184 8H186V7L184 6ZM184 8L182 9L183 11H184ZM66 9H67V10H69V9L71 10V9H72L71 11L69 10V13H68V11H66V13H67L68 16H67V15L65 14V12H64ZM210 9H211V8H210ZM210 9H208V10H210ZM27 10H28V9H27ZM108 10H109V11H108ZM182 10H181V12H183ZM186 10H188V9H186ZM202 10H203V11H202ZM208 10H207V13L210 12V11L208 12ZM28 11H29V10H28ZM73 11H74V12H73ZM196 11H198V12H196ZM1 12H3V9H1ZM1 12H0V14H1ZM42 12H44V13H42ZM70 12H71V13H70ZM76 12H75V13H76ZM97 12H96V13H97ZM100 12H101V13L104 12V15L101 16V15H100ZM155 12H156V13H155ZM165 12H166V13H165ZM181 12H180V13H181ZM185 12H186V11H185ZM185 12H184V13H185ZM187 12H188V11H187ZM13 13H12V14H13ZM107 13H108V14L110 13V14H109V17H108V15H107ZM129 13H130V10H129ZM132 13H131V14H132ZM197 13H199L200 16H199ZM203 13H204V15H203ZM50 14H51V12H50ZM52 14H54V13H53V10H52ZM52 14L49 15V16H52ZM55 14H57V13H55ZM72 14H74V15L72 16ZM131 14H128L129 16H128V15H127V16L130 17ZM142 14H143L144 16H143ZM170 14H173V12H172V13L170 12ZM170 14H169V15H170ZM182 14H183V13H182ZM182 14H176V16H177V15L180 16V15H182ZM209 14H210V13H209ZM2 15H4V14H2ZM2 15H0V17H2ZM23 15H24V16H23ZM40 15H41V17H40ZM65 15H66V16H65ZM80 15H81V16H80ZM121 15H122V14H121ZM124 15H125V14H124ZM124 15H122V16L124 17ZM210 15H211V14H210ZM12 16H13V18H12ZM19 16H20L21 18H20ZM42 16L45 17V20H47V21H48L49 19L52 20V24H53V21H54V23H57L58 26L55 25V26L57 27V29H56V27H55V31H57L58 36H57L56 32L53 33V34H55V35L57 36V37L55 36L56 39H55L54 37H51V36H53L52 33H51V35H49V36H44L45 33L48 35V34H50V32H49V33L46 32L47 30L43 31L44 26H45V25L47 26V24H45L46 21L44 20V18H43ZM82 16H83V17H82ZM119 16H120V15H119ZM122 16H120V17H122ZM138 16H137V17H138ZM151 16H152V17H151ZM153 16H154V17H153ZM159 16H158V17H159ZM163 16H162V17H159V19H160V18L165 19ZM170 16H171V15H170ZM172 16H173L174 18L176 17L174 14H173ZM179 16L176 17L178 20H179ZM203 16H204V17H203ZM259 16H262V15H259ZM259 16H257V17H258L259 20H260L261 17H259ZM37 17L40 19V22H43V23H44V25H40V24H39V23H40L39 20H38L39 23L37 22V19H36ZM63 17H64V18H63ZM81 17H82V18H81ZM107 17H108V18H107ZM116 17H117V16H116ZM123 17H122V19H123ZM128 17H126V15H125V18H126V19H127ZM131 17H132V15H131ZM137 17H132V18L134 19V18H137ZM142 17L140 18V20H141V28L143 29V28L146 27L144 30H147V29H148V26H149V25L151 26L152 23L146 26V25L144 24L145 21L142 20ZM158 17H157V19H158ZM181 17H182V16H181ZM181 17H180L179 22H181V25H182V24H184V23H182L183 21H181ZM14 18H15V21H14ZM17 18H18V19H17ZM19 18H20L21 20H20ZM26 18H27V19H26ZM42 18H43V19H42ZM47 18H48V19H47ZM58 18H59V19H58ZM84 18H85L86 20H84ZM95 18H97V19H95ZM132 18H128V20H129V19L131 20ZM150 18L152 19V21H151ZM155 18H156V17H155ZM170 18H172V17H170ZM174 18H172V21L174 20ZM182 18H183V17H182ZM184 18H185V17H184ZM198 18H199V19H198ZM252 18H253L252 22L257 20V19L254 20V19H255L254 17H252ZM262 18H263V19H262ZM262 18H261V21L258 22V23H260V26H261V25L264 26V24H261V23H264V22L262 21V20H264V17H262ZM0 19H1V18H0ZM6 19H5V20H6ZM71 19H72V20H71ZM88 19H89V21H87ZM103 19H104V18H103ZM117 19L119 20L120 18L117 17ZM126 19H123V21H125ZM157 19H155L156 22H157ZM159 19H158V20H159ZM202 19H203V20H202ZM1 20H2V19H1ZM1 20H0V22L4 23V21H1ZM8 20L5 21V22L8 23ZM10 20H11V21H10ZM24 20H25V21H24ZM42 20H44V21H42ZM76 20H77V21H76ZM80 20H83L84 24H83L82 22H80ZM90 20H91L92 22H94V23L92 24V22H91ZM115 20H116V18H115ZM115 20H114V21H115ZM128 20H126V21H128ZM149 20H150V21H149ZM170 20H171V19H170ZM170 20H168V21H169V23H170V25H171V22H172V21L170 22ZM175 20H176V19H175ZM191 20H193L194 22L197 21L196 24H197L198 22L200 23V20H201L202 22H201V24L196 25L195 23L192 24L193 21H192V23H191ZM16 21H17V22H16ZM21 21H22V22H21ZM85 21H86L87 23H86ZM95 21H96V22H95ZM116 21H117V20H116ZM119 21H122V20L120 19ZM119 21L117 22V25H118V23H119V25H120L121 22H119ZM147 21H148V22H147ZM161 21L159 20V22H161ZM13 22H14V23H13ZM78 22H79L80 24H82L83 27H80L81 25H80ZM142 22H143L144 25H142ZM176 22H177V21H176ZM15 23H16V24H15ZM19 23H20V24H19ZM29 23H30V24H29ZM43 23H42V24H43ZM47 23H49V22H47ZM122 23H123V22H122ZM122 23H121L120 26L117 27L118 30H119L121 27L123 28V25H124L125 23H123V24H122ZM177 23H178V22H177ZM206 23H205V24H202V25L206 26V28H207L209 25H206ZM253 23L258 24L257 21H256V22H253ZM22 24H23V25H22ZM97 24H98V27L100 26L99 29H98V27H97ZM101 24H102V25H101ZM158 24H159L158 28H161V26H165V25H160L161 23H158ZM256 24H255V25H256ZM13 25H14V26H13ZM29 25H30V26H29ZM39 25H40V27L38 28ZM49 25H50V24H49ZM49 25H48L47 27H49ZM84 25H86V26L84 27ZM89 25H92V27H93V25H94V26L96 25V27H97V28L95 27L96 30H94V28H90L91 26H89ZM187 25H188V26H187ZM194 25H195V26H194ZM258 25H259V24H258ZM16 26H17V27H16ZM26 26H27V27H26ZM42 26H43V27H42ZM46 26H45V27H46ZM50 26H51V25H50ZM102 26H104V29L101 28ZM142 26H144V27H142ZM204 26H202V28L206 29ZM4 27H5V26H4ZM11 27L13 28V30H12V31H9V30L12 29ZM19 27H20V28L22 27L23 29H22V28L20 29ZM86 27L89 28L90 30H87ZM198 27H197V29H198ZM37 28H38L40 31L43 32L42 34H44V35L41 36V37H45V41L48 40L47 42H49V41L51 40V38H53L52 40L55 39V41H53V42L55 43V46L58 45V47H57L58 50H57V48H56V49H55L56 51H55L54 48H53V50H51L52 48H49V47L52 46L51 44H50L51 46L48 45L49 43L45 44V45H48L49 47H44V49L48 48V52H49V51L52 52V55H51L50 52H49L50 54L47 52L48 54H46V55H50V57L53 56V54H54V56H55V54L57 55L56 57L53 56L54 58H51V60H48V59H47V61H46V58H45V57H47V56H42V57H44L45 60H44L43 58H41L42 60H37V59H39V57H41V55L38 54L37 51H36L37 46H35V43L37 42V40H40V36H39V37L37 36V35H39V34H38L37 32H35V30H36ZM106 28H107V25H106ZM122 28H121V29H122ZM171 28H172V27H171ZM171 28H170V29H171ZM189 28H188V31L186 30L187 34H189V31H190ZM34 29H35V30H34ZM38 29H37V30H38ZM41 29H42V30H41ZM45 29H46V28H45ZM84 29H85V30H84ZM91 29H93V32L91 31ZM142 29L139 30V31H141V32H139V31H138V32H139V33H143L142 31H144V30H142ZM3 30H4V32H3ZM29 30H31V31H29ZM97 30H98L100 33L97 32ZM159 30H160V29H159ZM168 30H169V31H168ZM173 30H174V29H173ZM13 31H14V32H13ZM28 31H29L30 33H32V34H28ZM198 31H202V30L200 29V30H198ZM8 32H9V33H8ZM17 32H18V33H17ZM44 32H45V33H44ZM90 32H92L93 35H94V32H96V33H98V35L100 34V35H103V36H100V35H99V37H98L97 34H95V35L99 38V39H97V38L95 37V35H94V36L91 35ZM165 32H166V33H165ZM167 32H169V34H168ZM179 32H180V30H179ZM179 32H178V33H179ZM183 32L186 33V32L183 31V30H181L180 33H183ZM7 33H8V34H7ZM23 33H24V34H23ZM26 33H27V34H26ZM33 33H34V34H33ZM40 33H41V32H40ZM83 33H84V34H83ZM87 33H88V34H87ZM164 33H165L166 35H165ZM171 33L173 34L174 32H171ZM180 33H179V34H180ZM19 34H20V35H19ZM21 34H22L23 36L25 35V39H24V37H23ZM86 34H87V36H88V38H89L88 40H91V38H90L91 36H93V38H95V39H97V40H99V41H100V38H101V37H104L103 39H107V40L104 41V40L101 38V40H103V41H100V42L98 41V43H100V44H101V42H103V44H101V46H102L103 48L101 49V48H100L101 46H100L99 44H98V46H100V47H97V43L94 42V41H95V39H94L93 42L95 43V48H94V45H92V44H91V45H92L93 47L90 45L92 48H91L90 46L87 47V46L84 45V44H80L79 47H83V46H84V47L82 48V49H83V52L81 53V51H78V53H77V51H75V50H76V49H75L76 47H74V46H75V43H77L79 40L82 41V42H83V41H88V40L85 38V37H87V36H83V35H86ZM190 34H192V33H190ZM2 35H3V36H2ZM5 35H6L8 38H7ZM9 35H11V36H9ZM26 35H27V36H26ZM89 35H91V36L89 37ZM139 35H140V34L136 33V35L134 36L135 39L138 40V43H139V40H141V39H138ZM14 36H15V37H14ZM19 36H20V37H19ZM28 36L31 37V38H29ZM36 36H37V37H36ZM132 36H133V35L131 34V37H132ZM136 36H137V38H136ZM10 37H11V38H10ZM35 37H36V38H35ZM46 37H49L50 39H49V38L46 39ZM131 37H130V38H131ZM134 37H133V38H134ZM141 37H142V36H140L139 38H141ZM38 38H39V39H38ZM82 38H83V39H82ZM84 38H85V39H84ZM93 38H92V40H93ZM130 38H129V39H130ZM142 38H143V37H142ZM23 39H24V40H23ZM35 39H37V40H35ZM81 39H82V40H81ZM135 39H134V40H135ZM158 39H159V38H158ZM52 40H51L50 42H52ZM61 40H62V42H61ZM97 40H96V41H97ZM130 40H132V39H130ZM134 40H133V41H134ZM181 40H183V41L185 42V44H186L185 46L181 44V43H182ZM13 41H14V43H13ZM34 41H36V42L34 43ZM40 41H44V40H40ZM40 41L37 43L38 45L42 44V42H40ZM59 41H60V43H59ZM80 41H79V42H80ZM108 41H107V42H108ZM155 41H158V40H155ZM208 41H209V40H208ZM9 42H10V43H9ZM23 42H24V43H23ZM25 42H26V43H25ZM30 42H31V43H30ZM161 42H160V43H161ZM213 42H215V41H213ZM45 43H46V42H45ZM94 43H93V44H94ZM135 43H137L136 40H135ZM153 43H154V42H153ZM205 43H207V42H205ZM208 43L210 44V46H208V45H209V44H208V45H206V48H207V49H208V47H209V49L211 48L212 52H213V51L215 52L214 54H219V55H216V56L214 55V56H213L211 50H209V51H208V50L205 51L206 49H202V50L205 51V52H203V51L201 50L202 52H199V53H201V54L203 55V56H202V59L204 58V54H207V55L212 54V55H211V58L213 57L215 60H216L217 58L219 59V56H220V59H223L224 57H221L222 54H220V52H221V53H223V55H224V52H223V46H222V45H219V43H217V42H215V43L208 42ZM216 43H217V44H216ZM8 44H9V45H8ZM12 44H13V45H12ZM77 44H78V43H77ZM107 44H108V43H106V45H107ZM177 44H178V45H177ZM179 44H181V45H179ZM183 44H184V43H183ZM202 44H203V45H202ZM202 44L200 43L199 45H201V46H205L204 43H202ZM27 45H28V46H27ZM45 45H40V46H45ZM60 45H61V46H60ZM112 45L116 47V48L114 47L115 49H117V47H118V49H117V50H113L114 48H112ZM211 45H212V46H211ZM218 45H219V47H218ZM21 46H22V47H21ZM34 46H35L36 48H34ZM53 46H54V44H53ZM53 46H52V47H53ZM69 46H71L70 48H71L72 51H69L70 48H67V47H69ZM72 46H73V47H72ZM85 46H86V47H85ZM109 46H110V48H109ZM180 46H183L184 48L179 49ZM215 46H217V47H215ZM29 47H30V48H29ZM31 47H33V48H31ZM89 47H90V48H89ZM96 47H97V48H96ZM212 47H214V50H213ZM1 48H2V49H1ZM9 48H10V49H9ZM25 48H26V49H25ZM27 48H28V50H27ZM39 48H42V47H39V46H38V48H37L38 51L41 50L42 52H45V51L47 50V49H46V50L44 51L43 48H42V49H39ZM60 48H61V49H60ZM93 48H94V49H93ZM99 48H100L101 50H100ZM163 48H165V49H163ZM170 48L173 49L174 54H173L172 52H168V53H167V51H170ZM185 48H186V50H183V49H185ZM190 48H191V49H190ZM198 48H199V49H198ZM202 48H203V47H202ZM204 48H205V47H204ZM74 49H75V50H74ZM84 49H85L86 51H84ZM97 49H99V50H97ZM111 49H112L113 51H112ZM155 49H156V50H155ZM217 49H220V50H222V51L218 50V51L216 52L215 50H217ZM1 50H2V51H1ZM119 50L121 51L122 54H123V53L126 54V56H124V55L119 56V55H118L119 57H123V56H124V59H123V60H125V61H123L121 58L118 57L121 61L118 60V58H117L116 60H117V62H118V61H119V62L117 63L116 60H115V62H116V63H115V62H114V59H115L116 56H114V55H115V52H117V51H119ZM165 50H167V51L165 52ZM190 50H191V51H190ZM192 50H193V51H192ZM254 50H255V49H253V52L256 53L257 51H254ZM29 51H31V52H29ZM35 51H36V53H35ZM41 51H40V52H41ZM54 51L57 52V53L60 51V52H59L60 54H59V53L57 54V53H55ZM100 51L104 52L105 54L108 52L106 55L109 56V57L111 56V58L113 57L114 59L112 58V60H111V59L108 60L109 57H108V58H107V56L105 57V54L102 53V52H101L102 55L100 56L101 53H97V52H100ZM114 51H115V52H114ZM163 51L165 52V54H163V53H164ZM219 51H220V52H219ZM8 52H9V54H8ZM27 52H28V53H27ZM33 52H34L36 55H35ZM71 52H72V53H71ZM73 52H76V53H73ZM192 52H193V53H192ZM208 52H209L210 54H208ZM62 53H63V54H62ZM109 53H113L114 55H108ZM203 53H204V54H203ZM12 54H13V55H12ZM25 54H26V55H25ZM37 54H38V55H37ZM69 54H70V55H69ZM103 54H104V55H103ZM154 54H153V55H154ZM162 54H163L164 56H163ZM172 54H173L174 56H176V59H179V60H178V64H177V63H174V61L177 62V60L175 59V57H174ZM186 54H187V53H186ZM186 54H185V55H186ZM201 54H200V56H201ZM34 55L36 56V58H35ZM98 55H99V56H98ZM120 55H121V54H120ZM155 55H154V56H155ZM188 55H186L187 58L185 59V60L187 61V63H188V64H187L188 66L185 65V68H186V67H187V68H192V67H196V66H201V65H202L201 62L198 64L199 60H198V62H194L195 60H197L198 57H200L199 55H198V57H196L197 54H194L193 56H191V57H189V58H188ZM195 55H196V56H195ZM28 56H29V57H28ZM33 56H34V57H33ZM37 56H38V57H37ZM102 56H104L103 58H105V60H108V61L111 60V61H113V62H112V63H111V62L109 63L108 61H105L104 59H99V58H98V57L102 58ZM127 56H128V57H127ZM162 56H163V58H161ZM168 56H170V57H168ZM186 56H184V57H186ZM23 57H24V58H23ZM50 57H49V58H50ZM125 57H127V58H125ZM157 57H158V56H157ZM192 57H194V58L196 57V58L194 59V61L191 60V59H193ZM216 57H217V58H216ZM47 58H48V57H47ZM153 58H154V59H153ZM159 58H158V60H159ZM242 58H244V56H243ZM2 59H3V60H2ZM135 59H136V60H135ZM172 59H173V60H172ZM174 59H175V60H174ZM199 59H201V58H199ZM43 60H44V61H43ZM67 60H68V61H67ZM126 60H128L129 63H128ZM147 60L150 61V62H149L150 64H148V62H146ZM41 61H42V62H41ZM84 61H85V62H84ZM95 61H96V62H95ZM98 61H99V62H98ZM100 61H105V63L108 62V63H109L110 65H112V66H110V65H106V64H104L103 62L101 63ZM140 61L143 62V63L145 62V64H148V65H145V64H144L145 66H144V67H141V66H143V65L141 64ZM163 61H164V60H163ZM182 61H183V62H182ZM8 62H9V64H7ZM36 62H37L38 64H37ZM97 62H98L99 64L101 63L102 66L100 67V66L98 65ZM72 63H73V64H72ZM92 63H93V65H92ZM96 63H97L98 66L96 65ZM113 63H115L117 66L119 65L117 69H115L116 67L114 68ZM183 63H184V64H183ZM202 63H203V62H202ZM10 64H11V65H10ZM39 64H40V65H39ZM44 64H45V65H44ZM56 64H57V66H56ZM74 64L77 65L78 67H80V68H79L80 70H79L78 67L75 66V67H77L78 72L75 70L76 68L74 69V70L77 72L78 75H79V72L82 71V70H83L82 72L85 73V75L83 74V76H81V78H79L80 75L78 76V75L76 74V72H74V70L72 69V67L74 66ZM79 64H80V65H79ZM115 64H114V65H115ZM182 64H183V66H182ZM12 65H13V66L15 65L14 68H13ZM16 65H17V67H16ZM30 65H31V66H30ZM71 65H72V66H71ZM91 65L93 66V68H95V67L98 68V67H99V69H93V68L91 67ZM95 65H96V66H95ZM116 65H115V66H116ZM140 65H141V66H140ZM160 65L166 66V65H164V62H163V64H162V61H161ZM5 66H6V67H5ZM28 66H29V67H28ZM81 66H82V68H81ZM84 66H85V68L87 69L86 71H85V68H83ZM127 66H123V67L120 66V67H121L122 70H125V69H126V70H129V69H127ZM133 66H135V68H134ZM163 66H162V67H163ZM4 67H5V68H4ZM88 67H89V69H88ZM90 67H91V68H90ZM140 67H141V69H140ZM152 67H154V65L151 66V68H152ZM156 67H160V66L158 65V66H156ZM8 68H10V69H8ZM11 68H12L13 71L11 70ZM15 68H16V69H15ZM31 68H32V69H31ZM39 68H40V69H39ZM43 68H44V69H43ZM73 68H74V67H73ZM146 68H147V67H146ZM146 68H145V69H146ZM151 68H149V71L151 70ZM154 68H155V67H154ZM183 68H184V67H183ZM4 69H5V70H4ZM147 69H148V68H147ZM7 70H8V71H7ZM10 70H11V71H10ZM21 70H22V71H21ZM24 70H26V71H24ZM29 70H30V72H29ZM56 70H57V71H56ZM68 70H69V71H68ZM90 70H92L93 73L89 72ZM130 70L127 71V73H130V72L132 71V70H131V71H130ZM139 70H141V71H139ZM152 70H153V68H152ZM154 70H155V69H154ZM3 71H5L4 74H3ZM6 71H7V73H6ZM14 71H15V73H16V71H17L18 74L16 75V74L14 73ZM46 71H47V73H46ZM84 71H85V72H84ZM114 71H113V73H112V72H111V73H112V74H116V73H114ZM9 72H10V74H12V75L8 74ZM11 72H13V73H11ZM57 72H58V73H57ZM86 72H88V73L86 74ZM120 72H121V71H120ZM125 72H126V71H125ZM136 72H135V73H136ZM5 73H6L7 75H6ZM36 73H39L38 76H39V75L41 76V77H39V78H42V76L45 74L47 77H49L50 80H48V78L44 75L43 77H44V78L46 77V78L44 79L45 82L43 81V79H41L42 81H40V85H39V84H38V83H39V82H38V81H39V78H37L38 76H36V75H37ZM63 73H64V74H63ZM111 73H110V74H111ZM132 73H133V75L135 74L134 71H132ZM132 73H130V74H132ZM137 73H136V74H137ZM19 74H21V75H19ZM23 74H24V75H23ZM30 74H31V75H30ZM60 74H61V75H60ZM73 74H74V75H73ZM80 74H81V73H80ZM118 74H119V73H118ZM1 75H2V76H1ZM3 75H4V77H3ZM14 75H15L17 78H19V76H20L19 81H21V82H19V81L17 82L18 79H17V80H16V79H13V78H14ZM27 75H28V76H27ZM56 75H57V76H56ZM62 75H63V76H62ZM66 75H67L69 78H66V77H67ZM116 75H117V74H116ZM116 75H110V76H116ZM133 75H132V76H133ZM137 75H139V74H137ZM7 76H8V77H7ZM21 76L25 77L26 79H23V77H21ZM35 76H36V78H35ZM72 76H73V77H72ZM139 76H140V75H139ZM139 76H136V79H135V80H136V82L138 81V82L140 83L139 80H141V79H139ZM50 77H52V79H51ZM53 77H54V78H53ZM76 77H77V78H76ZM7 78H8V79H7ZM10 78H11V79H10ZM58 78H59V79H58ZM63 78H65V79H63ZM141 78H142V77H141ZM262 78H264V77L262 76ZM2 79H3V80H2ZM21 79H23V80H21ZM27 79H28V80H27ZM75 79H76V80H75ZM137 79H139V80H137ZM5 80H6V81H5ZM14 80H16V81H14ZM55 80H56V81H55ZM72 80H73V82H72ZM78 80H80V81H78ZM95 80L99 82L98 79H95ZM95 80H94V82H95ZM22 81H23V82H22ZM48 81L51 82L52 86H51V90H50L49 87H48V90H49V91L47 92V87L45 88V86H42V88H41V85H42L43 83H44L43 85H46L47 83H50V82H48ZM63 81H64V82H63ZM76 81H78V82H76ZM142 81H144V84H147V86L149 85V81H147L145 78H143ZM142 81H141V83L143 84ZM61 82H62V83H61ZM65 82H66V83H69L68 86H67V84H65ZM83 82H84V80L82 81V84H83ZM4 83H5V84H4ZM35 83H36L37 85H36ZM41 83H42V84H41ZM45 83H46V84H45ZM53 83H56V84H53ZM70 83H71V85H70ZM79 83H78V84H79ZM139 83H138V84L136 83V84L138 85V88H137V85L134 84L133 86L136 87V88H132V90H135V89H136V91L139 90V92H136V91H135V93H137V95H141V94L144 95V94H146V90H144L145 88L141 90V88L143 87L144 84L142 85L141 83H140V84H139ZM23 84H24V85H23ZM51 84H49V86H50ZM82 84H81V85H82ZM5 85H7V86H5ZM10 85H11V86H10ZM19 85H20V86H19ZM33 85H34V86H33ZM57 85L59 86L60 89L58 88ZM83 85H84V84H83ZM83 85H82V88L85 89L86 86H85V85L83 86ZM135 85H136V86H135ZM140 85H141V88H140ZM9 86H10V87H9ZM14 86H15V87H14ZM16 86H17V87H16ZM32 86H33V88H32ZM38 86H39V87H38ZM53 86H55V87L57 86V90H56V91L54 90L55 87H53ZM62 86H63V87H62ZM147 86H146V89H147ZM12 87H13L14 89H13ZM23 87H24V89H23ZM27 87H28V88H27ZM35 87L39 88V89H36V90L38 91V93H37V91H35V89H34ZM43 87H44V90L46 89L45 91L42 90ZM77 87H78V88H77V90H78V89L80 88V86L78 85ZM4 88H5V89H4ZM10 88H11V89H10ZM2 89H3V90H2ZM15 89H16L17 91H16ZM63 89H62V90H63ZM87 89H88V86H87ZM5 90H6V91H5ZM9 90H10L11 92H10ZM14 90H15V91H14ZM39 90H40V91H39ZM53 90L55 91L54 93H56V92L59 90L58 93L56 94L57 96H55V97H54L55 94H52V93H53ZM65 90H64V91H65ZM72 90H73V89H71V91H72ZM80 90H81V89H79V91H80ZM85 90H86V89H85ZM85 90H83V91H85ZM21 91H22V92H21ZM42 91H43L44 93H43ZM64 91H61V92H63L65 95H67V93L64 92ZM81 91H82V90H81ZM83 91H82V92H83ZM15 92H16V93H15ZM20 92H21V93H20ZM51 92H52V93H51ZM74 92H76V93H74ZM131 92L134 93L133 91H131ZM131 92H129V93H131ZM39 93H40V94H39ZM50 93H51V94H50ZM63 93H61V94L64 95ZM88 93H89V92H88ZM129 93H127V95H124V96L121 95V98H120V97H119V98L122 99L123 101H125V100L123 99V98H125L126 101H127V103L130 105V102H128V98L125 97V96L129 97V96L131 95V94L128 95ZM138 93H140V94H138ZM11 94H12V95H11ZM31 94H33V95H31ZM34 94H35V95H34ZM37 94H38V95H37ZM61 94H60V95H61ZM72 94H73V95H72ZM125 94H126V93H125ZM1 95H3V96H1ZM6 95H8V96H6ZM30 95H31V96H30ZM36 95H37V96H36ZM39 95H40V96H39ZM51 95H53V97H54L53 99H54V100L52 99V96H51ZM68 95H67V96H68ZM38 96H39V97H38ZM261 96H263V97L260 99ZM261 96L259 97V96L257 95V96H256L257 98H256V97H255V98H252V99H251L252 102H248V103H247V107H246V105L244 104L246 108H244V106H243L244 109H242V106L238 108L239 111H240V110L243 111V117H244V118L247 117V118H245V119H248V118L250 117L249 115H251L252 117H255V116H256L257 118H261V121H262V119H263L262 117H264V111H263V110H264V94L261 95ZM20 97H21V98H20ZM34 97H35L36 99H35ZM41 97H42V98H41ZM49 97H50V98H49ZM26 98H27V99H26ZM46 98H47V99H46ZM78 98H77V99H78ZM7 99H8V100H7ZM12 99H13V100H12ZM33 99H34V102H35V101L37 102V103L35 102L36 104L33 103ZM49 99H50V100H49ZM66 99H67L68 101H67ZM112 99H114V98L111 97V99H109V100L107 99V100H106V103H107V101L110 102V100H111V103L113 102L114 105H117L116 102H114ZM117 99H118V97H117ZM117 99H116V97H115L114 100L116 101ZM130 99H131V96H130L129 100H130ZM255 99H256V100H255ZM29 100H30V101H29ZM40 100H41V101H40ZM62 100H60V102H61ZM122 100H120V101L123 103ZM253 100H254V101H253ZM18 101H19V102H18ZM26 101H27V102H26ZM38 101H39V102H38ZM47 101H48L49 103H48ZM52 101L56 102V105L60 106L61 108L54 107V106L52 105L54 108L51 106V107L53 108V110H51V108L48 107V106L50 105V103H52ZM126 101H125V102H126ZM259 101H260V102H259ZM21 102H22V103H21ZM28 102H29V103H28ZM30 102H31V103H30ZM68 102H69V104H68ZM74 102H73V103H74ZM109 102H108V103H109ZM117 102H118V101H117ZM121 102H120V105H121ZM11 103H12V104H11ZM17 103H18V104H17ZM27 103H28V104H27ZM106 103H105V104H106ZM118 103H119V102H118ZM127 103H123V104H126V105H125V107L123 108V106H122L123 104H122V105L120 106V109H123V110H125V108L127 109L128 106H129V105H127ZM20 104H21V105H20ZM48 104H49V105H48ZM52 104H53V103H52ZM70 104H71V105H70ZM80 104H81V105H80ZM248 104H249V106H248ZM25 105H27L29 108H27V106H25ZM31 105H33V106H34V105H37V106L33 107V106H31ZM45 105H46V106H45ZM54 105H55V103H54ZM258 105H259V106H258ZM42 106H43V107H42ZM90 106H91V105H90ZM110 106L114 107L112 104L110 105V103H109V107L107 106L108 109H109V111H111V112L106 111V112L109 114V116H112V115H110V113H111V114H114V116L116 117V119H119V118H120L121 120H119V121L117 120V121H116V119L114 120V118H113L114 116H112V118L110 117V120L113 119L115 122L110 121V120L107 121L108 118H107L106 115H108V114H107V113H104L105 115L102 114V112L105 111L104 109L106 108V106H105L104 109L101 108V109H103V111H101V109L98 110L99 107L95 106V108L97 107V109H95V111L98 110L97 113H99V111H101V112H100L99 114H97L98 118H97L96 116H94V117L97 118L98 120L103 121V122H108V123L113 122V123H114V126L116 125V122H117V124H119V125L121 126V125H122V122H123L122 120H123V118H124V115H125V114H128L129 112L127 111V112H128V113H127V112L125 111L126 113L124 112V114H122L123 116H120V117H119V115H121V114L118 115V113H119V112L122 113L123 110H122V112H121V110L119 109L120 111H118V113H117V112H116V111H117V110H116V109H117L116 106H115L116 109L114 108L116 111H115L114 109H111ZM130 106H131V105H130ZM130 106H129V107H130ZM36 107H37L38 109H37ZM62 107H63V108H62ZM91 107H92L91 109H89L90 107H88V111H87L88 113H91L89 110L92 111V109H94V108H93V107H94L93 105H92ZM118 107H119V104H118ZM121 107H122V108H121ZM15 108H16L17 110H16ZM18 108L21 109V112H20V110H19ZM42 108H43V109H42ZM73 108H74V109H73ZM81 108H83V107H81ZM131 108H132V107H131ZM254 108H255L256 110H258V111H259V110L262 111L261 113H262L263 115L260 113V111H259V114H257L258 111L256 112V111L254 110ZM22 109H23V110H22ZM29 109H30V110H29ZM54 109H55V110L57 109V110H56L57 112H56ZM246 109H247L248 112L250 111L251 114L247 115L248 112L246 111ZM249 109H250V110H249ZM262 109H263V110H262ZM5 110H7V111L9 112V115H8V116H6V115H2V114H3V111H5ZM61 110H62V111H61ZM86 110H87V108H86ZM106 110H107V109H106ZM113 110H114V112H116L117 114H116V113H113ZM127 110L130 111V109H127ZM131 110H132V111H130V113L133 114V108H132ZM244 110H245V112H247V113H245ZM252 110H254L253 113H252ZM16 111H17V112H16ZM134 111H135V110H134ZM239 111H238V112H239ZM241 111H240L239 113H242ZM68 112H69V113H68ZM84 112H86V111H84ZM92 112H93V111H92ZM136 112H137V111H135V112H134L135 114H133V115H132V114L130 115V113L128 114V115H130L131 117L134 116L132 119H131L130 117H129V119H128V118L126 119V117H127L128 115L125 116V118H124V119H126V121L128 120V122H130V120L133 122V125H132V122H131V123L123 122L124 124H125V123H128V125L125 124V126L127 125V127H128L127 130L125 129V128H126L125 126H121V127H123V128L120 130V131H121V132H120L121 135H122V130H123V129L126 130V131H125L126 133L124 134V135H125V137H124L125 139L122 137L123 135L121 136V135L119 134V136L123 138V139H121L122 142H123V141H126L127 139L130 140V141L127 140V141H129V142H123V143H124V147H126L125 150L128 149V147L130 148L132 145H135V146H132V147H135V148H132L131 150L128 149L129 153L125 152L126 156L129 154V155H128L129 157L127 156L128 159H127V165H126V166L129 168V165L133 163V164H132V167H133L132 169H134L135 171H136L137 169H138V170L140 169V170H139V171L137 170V171H136L137 173H136V175H135V174H134L135 171L133 170V172H134V173H133V172L131 171L132 169L129 168V169H131V170H130L128 173H130L131 175L134 174L135 176H137V177H136V180H137V181H139V177H138V176L144 177L143 180H145V181H148V180H149V181H148V184H150V183L153 184V185L155 186L156 189H157L156 185H158V183H159V184H162V183H160V182H164V181L168 182V181H171V182H168V183H167L168 185H165L166 183L164 182V183H163L164 186L167 187V188H165V187H164V188H165V189H168L167 192H169L168 194L170 195V192L172 193L173 190L175 189V188H173V187L175 186L176 189H177V186H178V190H180V189H181V190H180V191H178V190L176 191V189H175V191L173 192V193L176 192V194H174V196H175V197L178 196V198H175V197L172 196V195H171L172 197L169 196V195L167 194L166 190H165L163 187H162L163 190H160V188H159L160 185H158V186H159V187H158V189H159L158 192L162 191V192H160V193H161V194L163 193L164 196L167 197V195H168L169 198H172L171 200H174V199H173V197H174L176 200L179 199V201H182V197H183V195H184V196L188 195V197L186 196V197L188 198V201H190V200L192 199V202H194V205L191 204V203L189 202V203L191 204V207L193 206V208H194V210H193V209L190 208V206H189L191 213H192V211H193V212H194V211H195V212L197 211V210H195V206H196V209H199L200 211H201V209H205L206 211L209 210V212H206V213H207L206 215H210V214H211V215H213V217L211 218V220L208 219V222H209V221L212 222L213 219H214L215 221L217 220V222H221V223H218L219 226H217V224H214V223H213L212 225H215V226H217V227H221V228H222V232H223V235H224V237H225V238H223L222 240H225V241L227 242V240H228L227 238H228V237L231 238V237H230L231 235L234 236L235 238H236V236L239 235V236H238V238L240 239L239 241H238V239H235V240H233V241L229 240L227 243L224 242V241H222V240L219 241V242H221V243L224 242V244H223V243H222V244L220 243L221 245H224V246L219 245V244H218L219 242L217 243V245H218V246H217V250H218V248H219V246H220V249H219L220 251L217 252L218 255L216 254L217 257L219 256V257H218L219 259L216 257V258L218 259L216 262H218L219 264H220V263H221V264H225V263H226V264H242V263H243V264H262V263H263V264H264V261H262V260L264 259V253H263V252H264V166H263V164H264V161H263V160H264V156H263V160H262V157H261V158L258 157V156H260V155L262 156V155L264 154V152L262 151L263 153H261V154L259 153V155H258V152H261V151H259V150H263V149H264V146H263V148L261 149L262 145H264V143H262V142H264V141H263V140H264L263 132H262V133L259 132L260 134H259V133L256 134V135H258V136H259V135H261V136L263 135V136H262L263 138L260 137V138H262V139H260L259 137H256L257 139L254 141V142H255V143L253 144L254 146L252 145L253 142H252L251 140H250V144H247V143H249V137H248V135L250 134V133H248V132H251V130H252V132H254V134H255L256 132H258L257 130H259V131L261 130L260 127L262 126V125H261L262 122L260 121V119H257L259 122H261V124L258 125L259 128H257V124H255V122H257V120H256V119L251 120L252 117L249 118V119L251 120V122H250L249 119H248L249 122H247L248 120H246V122H245V121H244V120H245L244 118H243L244 120H243L242 118H241L242 120H241V119H240V120H237V121L235 120L236 122H234V124H236L237 127H233V124H232V127L235 129V131L233 130L234 132H231L232 130H230V128L232 129V127H231V126L229 127L228 124L231 125V123H233V119H234L233 116H234V115L236 116V114H237L238 112L236 111L235 114H231V115L229 114L230 117L232 116L231 118L229 117V118L232 119V120H229V118L226 119V117L228 116V114H226V116H225V113H223L222 116H223V115L225 116V121H226V120H227V121L229 120V121H228V124H227V121H226V126H225V124H223V126H221V125H222V122L225 123V121H224V116L222 117L223 119H222L221 122H220V123H221V124H220V127H222V128L220 129V132L223 130L224 126H225V127L228 126L229 128L227 127L226 129H224V131H223V132H224V136H223V132H222V134H221L219 131L215 133V131H214L212 128H210V129H212V130H211V134H212V132L215 133V135H214V136H215V141L217 140V143H218L219 140H221V139H222V140L225 139V138H224L225 136H226V137H228L229 135L231 136L230 132H231V133H234V134H236V135H235V136L232 135L231 137H233V138L230 137V140L228 139L229 142H232V141L234 142V140H235V141H238V140L241 141L240 137L243 139V137L246 136L247 133H248V135H247V140H246V137H245L244 141H245V140L247 141L246 144L248 145L249 150H248V148H247V149H244V148H243V147L246 148L247 145H246V144L244 143V141L242 140V141H243V144H240V142H239V143L235 142L236 145H237L239 148H237L236 145H233L234 143H233V144L230 143L232 148H231V147H229V148L232 149V152H233V153H231V152H229V151H228L229 153H227V151H226V152L223 153V155H222L221 153L224 152L223 150H225V149H226V150H230L229 148L227 149V147H228V145H229V144L227 143L228 140H226L227 138L225 139V140L227 141L226 143L228 144L227 146L225 145L226 147L223 146V143H225V140H223V142H221V145L219 146V143H220V142L217 144V143L213 140L214 138L210 137V136H213V135H209V133L206 132V131H205V133L203 132V135L208 134V135H209V138H208V139L211 138V140H207V139H205V140L199 141V139H203V138L207 137L208 135H206L205 137H203V135H202V136L199 135L200 137H203V138H200V137H199V139H198V135H197V136H195V138H194L193 135H195V134L192 133V132H195V131H193V130L198 129V128L200 127V125H201L200 123L203 122V121H202V117H200L201 119H199V120H201L202 122H201V121H198V120H195V119H198V116H195V117H197V118H190V119H192V120L194 119V121L197 122V123L200 122V123L198 124L199 127L196 126V128H194V129L192 130L193 127H190V126H194V127H195V124L190 123V124H192V125H190L189 123H187V122H190V120H185V121H184V120H181L180 118H178V117H180V116H172V117H170V119L172 118V119H171V123L174 122V120H176V118H177V120H176L175 122L178 121L177 124L179 123V124H178L179 126L176 125L175 122L172 123V124H174V125H172V124L170 125L169 123H167V122H170V119H169L168 121H166V123L168 124V126L166 127L167 124H165V125L163 124V123L165 122V120H164V122H163V121H162L163 119L159 120V118H157V117H155V116L152 117V118H153V120H152V118H151L152 115H149V116H150V117H149L150 119H148V118H147L148 115H147L146 118L144 117L145 119H142V121L144 120V121H143L144 123H146V121H147V119H148V120H149V123L151 122V123L153 124L152 121H154L155 124H157L156 122L158 121V124H159V125H157V126H156L155 124H153V125H152L153 128H152V126H150L151 124H149V125H148V126H149V127H148V129H149L148 131H150V132H148V131L146 130V128H145V125H146V127H147V124H148V123H147V124H143V123L141 122V119H140V118H141V116H140L141 113H140V114L137 113V115H139V116L137 117ZM47 113H46V114H47ZM70 113H72V115H71ZM74 113H76V114H74ZM88 113H87V114H88ZM255 113H256V115L254 116ZM62 114H63V115H62ZM73 114H74L75 116H74ZM95 114H96V113L94 112V113L91 114V115H95ZM101 114H102V115H101ZM115 114H116V115H115ZM245 114H246V116H245ZM17 115H18V116H17ZM51 115H52V117H51ZM57 115H58V116H57ZM59 115H60V116H59ZM64 115H65V116H64ZM66 115H67L69 118H71V119H69V118H65V117H67ZM70 115H71V116H70ZM89 115H90V114H89ZM91 115H90V117H92ZM141 115H142V114H141ZM237 115H239V114H237ZM241 115H242V114H241ZM241 115H239V116L241 117ZM54 116H57V117L55 118ZM87 116H88V115H87ZM87 116H86V117H87ZM99 116H100V119H99ZM117 116H118V117H117ZM143 116H144V115H142V117H143ZM145 116H146V115H145ZM235 116H234V117H235ZM260 116H262V117H260ZM58 117H61V119L58 118ZM81 117H82V118H81ZM83 117H84V119H85V113H84V116H80L79 121L82 120ZM103 117L106 118V119L104 118L106 121L103 120ZM122 117H123V118H122ZM135 117H137L138 120H137ZM139 117H140V118H139ZM154 117H155V118H154ZM236 117H238V116H236ZM256 117H255V118H256ZM6 118H7V119H6ZM48 118H47V119H48ZM52 118H54V119H52ZM57 118L60 120V123L62 122V124H59V120H58ZM87 118H88V117H87ZM174 118H175V119H174ZM45 119H46V118H45ZM51 119H52V120H51ZM56 119H57L58 121H56ZM63 119H64V120H63ZM65 119H66L67 121H68V119H69V122H67ZM154 119H158V120L156 121V120H154ZM173 119H174V120H173ZM204 119H205V118H204ZM206 119H207V118H206ZM206 119H205V120H206ZM235 119H237V118H235ZM74 120H75V121H74ZM135 120H136V124H135ZM145 120H146V121H145ZM192 120H191V121H192ZM205 120H204V122L206 123L207 121H205ZM208 120H209V119H208ZM255 120H256V121H255ZM8 121H9V122H8ZM11 121H12V122H11ZM47 121H49V122L54 121V122H52V123H55V125H53V124L51 125V123L49 124V122H47ZM120 121H122V122L120 123ZM138 121H139V122H138ZM161 121H162V123H161ZM194 121H193V122H194ZM209 121H210V120H209ZM241 121H243V124H241V123H242ZM252 121H255V122L253 123ZM13 122H15V123H13ZM57 122H58V123H57ZM63 122H64V123L67 122L68 124H63ZM118 122H119V123H118ZM185 122H186V123H185ZM204 122H203V125H201V127H202L204 130H207V129H205L207 126L211 127V124H210V123H212V122H209V123L207 122V123H206L207 125H206ZM229 122H230V123H229ZM244 122H245V123H244ZM47 123H48V124H47ZM108 123H106V124H108ZM160 123H161V125H162L163 127L160 126ZM181 123H184V124H182L183 126L181 125ZM197 123H196V125H197ZM250 123H253V124H254V126H253V124H251L252 127H253V129H251L252 127H251ZM10 124H11V125H10ZM14 124H15V125H14ZM57 124H58V125H57ZM72 124H73V123H72ZM129 124H130V125H129ZM138 124H139V125H138ZM187 124H189V126H188ZM204 124H205L206 126H205ZM209 124H210V125H209ZM245 124H246V126H245ZM248 124H249V127H248ZM26 125H27V126H26ZM48 125H49V127H48ZM56 125H57V126H56ZM62 125H63V126H62ZM70 125H71V124H70ZM109 125H112V123L109 124ZM119 125H118V126H115V127H116L115 129H117L118 127H120ZM137 125H138L139 129H138ZM143 125H144V129L147 131V132L145 131V133H144L145 135L143 134L144 136H143L142 133H141L142 131L144 132V130L142 129ZM184 125H185V126L187 125V126L185 127ZM216 125H217V124H216ZM218 125H219V124H218ZM236 125H234V126H236ZM242 125H243V126H242ZM263 125H264V124H263ZM2 126H3V127H2ZM11 126H13V127H11ZM14 126H15V129H12V128H14ZM17 126H18V125H17ZM61 126H62V127H61ZM132 126H135V127H132ZM204 126H205V127H204ZM255 126H256V127H255ZM5 127H6L7 130L4 129V131H5V132H4L2 128H5ZM10 127H11V128H10ZM30 127H31V128H30ZM34 127H36V129H35ZM46 127H47V128H46ZM52 127H55V128H52ZM112 127H113V126H112ZM121 127H120V128H121ZM124 127H125V128H124ZM130 127H132V128L130 129ZM158 127H160L161 131L165 132L164 134L167 133V134L165 135L166 137H163V135H162V136H159V135H161L163 132H161L160 129H159ZM165 127L167 128V130H166ZM28 128H29V129H28ZM63 128H64V129H63ZM135 128H136V129H135ZM154 128H155V129L157 128V129L155 130ZM163 128H164V129H163ZM184 128H185V129H184ZM207 128H208V127H207ZM217 128H219V126H218ZM217 128H216V129H217ZM254 128H257V130H255ZM263 128H264V127H262V129H263ZM10 129H11V130H10ZM46 129H47L48 131L50 130L49 133L46 131ZM59 129H60V130H59ZM62 129H63V130H62ZM113 129H114V127H113ZM115 129H114V130H115ZM141 129H142V131H141ZM228 129L230 130V132H227V131H229ZM244 129H245V130H244ZM249 129H251V130L249 131ZM9 130H10L11 132H10ZM51 130H52V131H51ZM128 130H129V131H128ZM136 130H137V131H136ZM158 130L160 131V133H159ZM168 130H171V131H168ZM189 130H190V131H189ZM191 130H192V131H191ZM198 130H199V129H198ZM198 130H197V131H198ZM226 130H227V131H226ZM237 130H238V131H237ZM118 131H119V128H118V130H117V133H119ZM185 131H186V132L189 131V133L192 135V137H191V135H190V137H191V139H193V140H191L190 137L187 136L189 133L187 132V134H186ZM199 131H200V130H199ZM201 131H203V130H201ZM208 131H209V130H208ZM261 131H264V129L261 130ZM9 132H10V134H9ZM13 132H14V133H13ZM62 132H63V134H62ZM137 132H139V133H137ZM151 132H156V134H157V136H159V138H160V137L164 138L165 140H163L162 138H160V140L162 139V141H163L162 143L165 142L164 145H162L161 141H160L158 138H154V137H156V134L154 133V135H152ZM170 132H171L172 134H171ZM173 132H174V133H173ZM209 132H210V131H209ZM246 132H247V133H246ZM4 133H5V134H4ZM7 133H8V135H7ZM11 133H13V135H12ZM140 133H141V134H140ZM179 133H180V134H179ZM184 133H185V134H184ZM218 133H219V134H218ZM225 133H228V134L225 135ZM245 133H246V135H244ZM65 134H66V135H65ZM146 134H147V135H146ZM148 134H150V137H151V135H152V138H150L151 141L148 140L149 143H148V142H145V143L147 144L146 147L150 148L151 151H153V150H155V152L157 151L156 153L153 151L154 154H153V153H152V154H149V153H151V151H150L148 148H146L145 146H143V144H144V140L147 139L146 137H148ZM158 134H159V135H158ZM169 134H170V135H169ZM173 134H174V136H173L174 138H171V137H172L171 135H173ZM217 134H218V136H222L221 139L218 138ZM252 134H253V133H252ZM1 135H2V136H1ZM10 135H11V137H10ZM55 135H56V136H55ZM61 135H62V136H61ZM137 135H138V136H137ZM140 135H141V137H140ZM168 135H169V136H168ZM175 135H177V138H179V139L177 140L179 143H176L177 141H176V136H175ZM180 135H182V137H183V138L181 137L182 139L180 138ZM227 135H228V136H227ZM35 136H36V141H38V140H39V139H38V134H37V135H34L33 139H35ZM64 136H65V137H64ZM142 136H143V137H142ZM145 136H146V137H145ZM153 136H154V137H153ZM185 136H187V137L189 138V140L193 141V142H191V143H194V144H189L190 141L186 138V139L188 140V141L186 140V141L188 142V143H187V142L185 141ZM249 136H250V135H249ZM126 137H127V138H126ZM129 137H130V138H129ZM134 137H135V138H134ZM136 137H137V138H136ZM144 137H145V138H144ZM216 137H217V139H216ZM234 137H235L237 140L234 139ZM237 137H239V138H237ZM53 138H54V139H53ZM56 138H57V139H56ZM67 138H68V137H67ZM132 138H134V139H132ZM142 138H143V140H142ZM168 138H169V139L171 138L172 140H169ZM228 138H229V137H228ZM47 139H46V141H47ZM62 139H63L64 143H66L65 140L67 141V143L65 144L66 146H65V147H62V146H61V148H60V145H59V147H58V149H57V148H56V147H57L56 145H58V144L63 145V144H64V143L61 142ZM64 139H65V140H64ZM148 139H149V137H148ZM152 139H153V141H157V142H155V144H154V142H152ZM174 139H175V140H174ZM196 139H198V141H197ZM49 140H50V139H49ZM54 140H58V142H56V141H54ZM133 140H134V141H133ZM181 140H182V141H181ZM195 140H196V141H195ZM212 140H213V142H211ZM257 140H258V141H257ZM261 140H262V142H261ZM53 141H54L55 144L53 143ZM132 141L135 142V143L133 144ZM140 141H141V142H140ZM146 141H147V140H146ZM158 141H159V142H158ZM173 141H174V142H173ZM175 141H176V142H175ZM203 141H204V142H203ZM205 141H206V143H205ZM208 141L211 142V143L209 144ZM246 141H245V142H246ZM49 142H50V141H48L47 143H49ZM60 142H61V143H60ZM137 142H140V143L143 142V144H140L141 147H140V145H136ZM150 142H152V143H150ZM172 142H173V144H172ZM185 142H186V143H185ZM196 142H198V144H201V142H202L201 147H203V148H205V149L202 150L201 147L199 148L198 145H196V144H197ZM214 142L218 145L217 148H219L220 150H221V148H222V152L217 151V150H219V149L215 148V150L217 149V150H216V153H218V155H220V156H225V155H227V158H228V159L225 160V158H224V159L222 160V158H221V159L218 158L219 156L217 155L218 157H217V156H216V157L219 159V160H218V159L215 157V155L213 154L214 152H213V153L211 152L212 155H210V154H211L210 151H209V154L206 153V151H207L206 149L209 148V146L212 145L211 148H212V147H215V146H213V145L215 144ZM251 142H252V143H251ZM256 142H257V143H256ZM258 142H260L259 145H260L261 147H258V146H259V145H258ZM52 143H53V144H52ZM156 143H157V144H156ZM160 143H161V144H160ZM203 143H205V145H203ZM207 143L209 144V146L207 145L208 147H205ZM212 143H214V144H212ZM241 143H242V142H241ZM125 144H132V145H128V146H126ZM138 144H139V143H138ZM146 144H144V145H146ZM178 144H179V145H178ZM188 144L190 145V149H189V147L185 148L186 146H189ZM238 144H240V145H238ZM256 144H257L258 146H255ZM51 145H52V146H51ZM152 145H153V146H152ZM156 145H157V146H156ZM174 145L176 146V148H177L176 150H177V151H178V150H182V151H180V153H178V152L175 153L176 150H174L175 152H173V151H171V150H173V149L170 150L169 148L166 147V146H168V147L171 148V147H173ZM182 145H183V146L185 145V147H183ZM191 145H195L196 147H195V149H194V151H193L192 154H191V153L188 154L189 156H190V155H191V156H194L193 154L195 153V156L198 157L199 154H198L197 152H199V149L202 150V155H201V156H203V159H202V157H198V158H197V157L194 156V157H195V158H194V159H195V160H194L195 163H193L192 165H196V164H200V165H201V162H202V161H204V162H202V163H205V162H206L205 164H207V165L204 164L203 167L200 166V165H198L199 168H200V169H199V168L196 167V166H192V165H191V166H188V163H186V160H183V158H182V159H181L180 157H176V158H177L178 160H179V159L181 160V161L179 160L178 163H182V160H183V163H185V165H187V166H185V168L188 167L189 170H190V168H192V170H193V168H194V171L191 170V172L193 173V176L195 175L196 177H197V175L199 174V175H198V176H199V177H198V180H197V179L195 180L196 177H194V179H192L193 176H192V173H191V172H190V175H189L190 177L187 175V174H189V173H187V174H183V175H177V173L179 174V172L181 171L180 169L183 167L184 164H179L180 166H179V165L176 166L175 164L177 163V161H176L174 158H175V156H176L177 154L181 155V153H182V155H183V154L185 155L186 153H185L184 150H186V149H187L186 152H187V151H188V152H189V151H192L194 146H191ZM244 145H245V146H244ZM250 145H251V148H252V147H257V149L253 148L252 150H250ZM42 146H43V145H42ZM53 146H54V147L56 146V147H55L56 149L54 150V152H55L54 154H53V152H52V151H53V148H54ZM63 146H64V145H63ZM67 146H69V147H67ZM136 146H137V147L139 146V148H142V149H139V148H137ZM155 146H156V147H155ZM163 146H164L165 148H163ZM175 146H174V147H175ZM177 146H178V147H177ZM179 146H180L181 148H180ZM222 146L225 147V148L223 149ZM233 146H234V147L236 146V147L234 148ZM50 147H53V148H50ZM143 147H145V148H144V149H145V152H146L145 156L148 157V159L146 158L147 160L145 159V157H144V159H143V155H144L143 153H144V152H143V151L141 152V150H143ZM158 147H159V148H158ZM161 147H162V148H161ZM174 147H173V148H174ZM182 147H183V148H182ZM191 147H192V148H191ZM220 147H221V148H220ZM241 147H242V148H241ZM67 148H68V150H67ZM152 148H153V150H152ZM154 148H155V149H154ZM160 148H161V149H165L164 152H163V153H165L164 155L167 154V153H166V150H167V151L169 150V151H171V152H173V153L176 154V155L174 156V158L172 157V158L170 159V157H167L169 160H174V162L171 161V165L174 164L175 161H176V163L174 164L176 167L172 168L169 164H167V163H169V161H168L167 158H166L167 160H166L165 158H164V159H165V160H164L163 158L161 159V157L157 156V155H160V154H161V156L163 155V153H158V152L163 151V150H160V151H159ZM179 148H180V149H179ZM211 148H209V149H211ZM233 148L235 149V152H236V148H237L238 151L240 150V148H241V149H244L243 151H244L245 153H244L243 151H240V152L237 151L236 154H238V155H236V154H234L235 152H234V149H233ZM47 149H51L52 151H51V150H47ZM61 149H62V150H61ZM65 149H66V150H65ZM146 149H147L148 151H147ZM213 149H214V148H212V150H213ZM258 149H259V150H258ZM57 150H59V151H57ZM70 150H71V151H70ZM132 150H133V151H137V152L142 153V154H138V155H136V154H137V153H136V154H135L136 156H133V155H132L133 158L136 157L135 159H133L132 156H131V154H133V153H131ZM201 150H200V151H201ZM212 150H211V151H212ZM215 150H214V151H215ZM245 150H247L248 152L245 151ZM255 150H256V154H255ZM257 150H258V152H257ZM130 151H131V152H130ZM57 152H58V153H57ZM70 152H71L72 154H71ZM207 152H208V151H207ZM219 152H220V153H219ZM241 152H243V153H241ZM251 152H252V154H251ZM64 153H65V154H64ZM68 153H69V154H68ZM130 153H131V154H130ZM157 153H158V154H157ZM196 153H197V154H196ZM199 153H200V152H199ZM203 153L205 154V156L203 155ZM226 153H227V154H226ZM70 154H71V155H70ZM224 154H225V155H224ZM229 154H230V155H229ZM233 154H234V157H235V155H236L235 158L232 156ZM249 154H250V155H249ZM141 155H142V157H141ZM154 155H155V156H154ZM164 155H163V156H164ZM186 155H187V154H186ZM186 155H185V156H186ZM206 155H209L210 158L207 157ZM228 155H229L230 158L228 157ZM257 155H258V156H257ZM6 156H8V155H6ZM60 156H61L62 158H60ZM139 156H140L141 158H139ZM163 156H162V157H163ZM189 156H188V157H189ZM212 156H214L215 158H213ZM231 156H232L233 158H232ZM247 156H248V158H247ZM54 157H55V159H54ZM56 157H58V158H56ZM130 157H131L132 159H131ZM164 157H166V156H164ZM241 157H242V159H241ZM249 157H250L251 159H250ZM257 157H258V158H257ZM8 158H9V157H8ZM8 158H7V157L5 158V156H4V160H5V159H6V160H9ZM69 158H70V159H69ZM129 158L131 159V161H134V162L129 161V160H130ZM185 158H186V157H185ZM185 158H184V159H185ZM189 158H191V160L193 159L192 157H189ZM204 158H206V159H204ZM208 158L211 159V162L208 161V160H209ZM237 158H238V159H237ZM68 159H69V160H68ZM151 159H152L153 162L151 161ZM153 159H155L156 161L153 160ZM213 159H214V160H213ZM245 159H246V160H245ZM256 159H258V160H260V161L262 160L263 164L260 163V161L258 162V160H256ZM6 160H5V162H6ZM59 160H60L61 162H60ZM62 160L64 161V163L62 162ZM65 160H67V161H65ZM160 160H161V161H160ZM162 160H163V161H162ZM191 160H190V161H191ZM197 160H198V161H197ZM206 160H207V161H206ZM228 160H229V161H228ZM250 160L253 161V162H251ZM254 160H255V161H254ZM46 161H47V162H46ZM125 161H126V160H125ZM145 161H146V162H147V161H148V162L150 161V162H149V163L147 162V163H148V164H147ZM154 161L157 162V163H155ZM159 161H160L161 163H160ZM164 161H165V163H163ZM187 161H188V158H187ZM190 161H189V163H190ZM200 161H201V162H200ZM213 161L216 162V163H215L216 165L213 163ZM220 161H221V162H220ZM222 161H223V162H222ZM231 161H232V162H231ZM243 161H244V162H243ZM256 161H257V162H256ZM53 162H54V163H53ZM129 162H131V163H129ZM135 162H136V163H135ZM192 162H193V161H192ZM192 162H191V163H192ZM199 162H200V163H199ZM137 163H138V164H137ZM150 163H151V165H149ZM159 163H160V164H159ZM178 163H177V164H178ZM191 163H190V164H191ZM222 163H223V164H222ZM233 163H234V165H233ZM46 164H47V166L51 165L52 167L49 166L48 169L43 170V168L45 167ZM48 164H49V165H48ZM63 164H64L65 166H64ZM68 164H69V165H68ZM128 164H129V165H128ZM135 164H136V165H135ZM146 164H147V165H146ZM157 164L159 165V167L156 166ZM161 164H165V165L162 166L163 168H160ZM218 164H219L220 166H219ZM228 164H229L230 166H229ZM148 165H149V166H148ZM166 165H167V166H166ZM168 165H169L170 168H172V169H170V170H176V171H177V170H178L177 167H178L180 171L178 170L179 172H177L176 174H174V171H171V172H173V173L171 174V173L168 171V170H169V168H167ZM43 166H44V167H43ZM47 166H46V168H47ZM54 166H55V169L53 168ZM164 166H166L167 170H165L166 168H165ZM181 166H182V167H181ZM207 166H208V168H207ZM217 166H218V168H217ZM239 166H240V167H239ZM127 167H126V168H127ZM154 167H155V169H154ZM180 167H181V168H180ZM195 167H196L197 169H196ZM41 168H42V170H41ZM149 168H150V169H149ZM175 168H176V169H175ZM185 168L183 167V169H185ZM206 168H207V169H206ZM236 168H237V169H236ZM240 168H241V169H240ZM257 168H258V169H257ZM25 169H26V168H25ZM44 169H45V168H44ZM129 169H128V170H129ZM156 169H157V170H156ZM183 169H182V170H183ZM195 169H196V170H195ZM213 169H214V170H213ZM218 169H220V170H218ZM28 170L26 169L27 172H29ZM69 170L71 171V173H72L73 175H75V172H77V173H76L77 176H78L79 174H80V176H79V177L76 176L77 179H74L75 176H72ZM201 170H202V171H201ZM210 170H211V173H210ZM212 170H213V171H212ZM239 170H240V171H239ZM44 171H45V172H44ZM49 171H50V172H49ZM156 171H157V172H156ZM158 171H159L160 173H159ZM176 171H175V172H176ZM206 171H207V172L209 171V172L207 173ZM53 172H55V173H53ZM142 172H144V173L142 174ZM161 172H162V173H161ZM199 172L201 173V175H200ZM205 172H206V173H205ZM215 172H216V173H215ZM220 172H221V173H220ZM138 173H139V175H138ZM147 173H148V174H147ZM167 173H168V174H167ZM212 173H213L214 175H213ZM141 174H142V175H141ZM154 174H155V175H154ZM164 174H165L166 176H165ZM202 174H203V175H202ZM205 174H206V176H205ZM207 174H209V175H208V176H209L208 179L206 178V177H207ZM211 174H212V175H211ZM247 174H248V176H247ZM152 175H153V176H152ZM157 175H158V177H157ZM161 175H162V176H161ZM169 175H170L171 177H170ZM172 175H173V176H172ZM176 175H177V177H176ZM210 175H211L212 177H211ZM216 175H218V176H216ZM67 176H66V177H67ZM132 176H133V175H132ZM135 176H133V177H135ZM148 176H149V177H148ZM174 176L177 178V180H178V177H179V176H180V177L182 176L183 178L186 177V176H188L189 178L186 177V178H188V179L184 178V179H185V180H184L182 177H181V178L179 177L180 179H182V180H181L182 182H181L180 179H179V180H178L179 182L177 183V180H176L175 178H173ZM191 176H192V177H191ZM202 176H203V177H202ZM213 176H214V177H213ZM234 176H235V177H234ZM116 177L119 178L118 180L121 179V181L119 182L117 179L114 178V180H113L112 182H110V183H106V182L103 183L104 188H105L106 190H108V189L112 188V187L115 185V187H113V189H115V188H117L116 185H119L120 187H118V188H119L118 192H119L122 196L119 195V194H117V193H118V192H117V189H116V194H117V195H115V192H114L115 190L110 189L111 194L113 193L112 195L115 197V199H116V198H117V199H120L119 197H126L125 195H126V194H130V193H132V194H130V195H133V193H134L135 191L132 190V188H131V189H130V188L125 189V188L127 187V186L124 184V182H123V180H125V176L122 177V178H121V176H120V177H119V176H116ZM141 177H140V178H141ZM150 177H151V179H150ZM154 177H156V179H155ZM216 177H217V179H218L219 181L216 179ZM218 177H219L221 180H220ZM233 177H234V178H233ZM247 177H248V178H247ZM145 178H147V179H145ZM158 178H159L160 180H158ZM164 178H165V179H164ZM172 178H173L174 180H173ZM201 178H202V179H201ZM204 178L207 179V180L210 179L209 181L204 180V183L207 182V183H206V186H207V184H208V186H207V189L209 188V189H208V192L206 191V190H207V189H206V186H205L204 183L202 182V180H203ZM212 178H213V179H212ZM231 178H232V179H231ZM80 179H79V181H81ZM122 179H123V180H122ZM152 179H153V180H152ZM154 179H155V181H154ZM162 179H164V181H163ZM168 179H169V180H168ZM199 179H200V180H199ZM61 180H60V182H63V181H64V185H70L69 182H68V183L66 182V181H68V180H66V178H65L63 181H61ZM65 180H66V181H65ZM71 180H72V181H71ZM116 180H117V181H116ZM140 180H141V182H142V178H141ZM175 180H176V182L173 184L174 186H171V183H173ZM189 180H190V181H189ZM193 180H194V182H193ZM211 180H212V182H214L215 184H213L212 182H210ZM115 181H116V183H117V182H118V183L116 184ZM172 181H173V182H172ZM216 181H217V182H216ZM220 181H221V182L223 181L224 183H223V182L221 183ZM113 182H114L115 184H114ZM143 182H144V181H143ZM149 182H150V183H149ZM191 182H193V183L196 182V183H198V185L201 184V183L199 184V182H202V184H201V185H203L202 187L205 186V189H206V190H205V189L203 188V189L205 190V191L203 190V193L205 194V192H206V193L209 195V194L212 192V193L210 194L212 197H211V196H207V195H206V196H207V197H206V196H204L203 193H202L203 195H200V192H202V189H200V188L198 189V188H197L198 185L193 186V183H192V185H191ZM209 182H210L211 184H210ZM218 182H219V183H218ZM121 183H122V184H121ZM146 183H147V182H146ZM146 183H143V184H146ZM176 183H177V185H175ZM184 183H185V184H184ZM196 183H195V184H196ZM109 184H110V185H109ZM209 184H210V185L213 184V185H212L213 189H211L212 187L209 186ZM222 184H223V185H222ZM227 184H228V185H227ZM107 185H109V186H107ZM121 185H123V186L121 187ZM201 185H200V187H201ZM221 185H222L225 189L222 188ZM225 185H226V187H225ZM229 185H230V186H229ZM242 185H243V186H242ZM250 185H251V186H250ZM73 186L75 187L74 184H73ZM105 186H107L108 189H107ZM124 186H126V187H124ZM148 186H149V185H148ZM148 186H147V187H148ZM154 186H152V187H154ZM161 186H162V185H161ZM170 186H171V189L173 188L171 191H169ZM196 186H197V187H196ZM71 187H72V186H71ZM149 187H151V185H150ZM149 187H148V188H149ZM152 187L150 188L151 190L155 189V188L152 189ZM182 187H183V188H182ZM192 187H193V189H191ZM202 187H201V188H202ZM210 187H211V188H210ZM186 188H187V189H186ZM196 188H197V189H196ZM219 188L222 189V190H220V191H221L220 193H219V190H218ZM226 188H227V189H226ZM194 189H195V190H194ZM210 189H211L212 191H211ZM237 189H238V190H237ZM121 190H122L123 193H121ZM209 190H210V191H209ZM213 190H218V191H213ZM231 190H232V191H231ZM234 190H235V191H234ZM124 191H125V192H124ZM133 191H134V192H133ZM154 191H156V190H154ZM163 191L166 192V193H164ZM184 191H185V192H184ZM196 191H197V192H196ZM222 191H223V192L226 191V192L223 193ZM230 191H231V192H230ZM236 191H237V193H236ZM177 192H178V194H177ZM179 192H181V194H182V195L180 194L181 197L179 196ZM214 192H215V193H214ZM217 192H218V194H217ZM135 193H136V192H135ZM173 193H172V194H173ZM190 193H191V194H190ZM196 193H197V194H196ZM227 193H228V194H227ZM123 194H124V195H123ZM161 194H160V195H161ZM165 194H167V195H165ZM215 194H216L217 196H216ZM225 194H227V195H225ZM229 194H230V196H229ZM233 194H234V195H233ZM235 194H236L237 196H236ZM196 195H197V196H196ZM223 195H225L226 197H225V196L223 197ZM164 196H163V197H164ZM195 196H196L198 199L201 198V201L203 200L204 202L201 203L199 200L196 199ZM198 196H199V197H198ZM201 196H204V199H205V200H204ZM219 196H220V198H218ZM227 196H228V197H227ZM235 196H236V197H235ZM246 196H247V197H246ZM186 197H185V198H186ZM190 197H191V199H190ZM214 197H215V199H214L213 202H212L211 199L214 198ZM222 197H223V198H222ZM231 197H232V198H231ZM167 198H168V197H167ZM167 198H166V199H167ZM169 198H168V199H169ZM180 198H181V200H180ZM185 198H184V199H185ZM226 198H227V200H226ZM228 198H229V200H231V201H229ZM234 198H236L238 201H237L236 199H234ZM240 198H241V199H240ZM168 199H167V200H168ZM184 199H183V200H184ZM189 199H190V200H189ZM206 199H207V200H206ZM222 199H223V200L225 199L224 201H226V204H225V202L222 203V201H223ZM232 199H233V201H232ZM169 200H170V199H169ZM186 200H187V199H186ZM210 200H211V201H210ZM217 200H218V201H217ZM234 200L237 201V202H235ZM239 200L242 201V203H241ZM143 201L145 202L146 200L143 199ZM174 201H175V200H174ZM177 201H178V200H177ZM197 201H199V202H198L199 204L197 203ZM207 201H208V202H207ZM228 201H229V202H228ZM139 202H140V201H139ZM139 202H138V204H139ZM195 202H196V204H195ZM216 202H217V204H216ZM227 202H228V203H227ZM238 202H239V204H238ZM141 203H143V202H142V199H141ZM185 203H187V202L185 201L184 204H185ZM189 203H188V204H189ZM210 203H211V205H210V208H209V205L207 206V204H210ZM232 203H233V204H232ZM190 204H189V205H190ZM203 204H205V205H203ZM215 204H216V205H215ZM219 204H220V205H219ZM228 204H230L231 206L228 205ZM185 205H186V204H185ZM200 205H201V206H200ZM234 205H235V207H234ZM236 205H237V206H236ZM240 205H241V206H240ZM204 206H205V207H204ZM206 206H207V207H206ZM217 206H218V207H217ZM224 206H225V207H224ZM185 207L187 208V210L189 209L187 206H185ZM199 207H200V208H199ZM201 207H202V208H201ZM216 207H217V208H216ZM207 208H208V209H207ZM229 208H230V209H229ZM191 209H192V210H191ZM235 209H236V210H235ZM205 210H204V213H205ZM215 210H216V211H215ZM217 210H218V211H217ZM230 210H231V211H230ZM200 211H198L199 216H201V215H200L201 212H202V214H203V211H201V212H200ZM213 211H214V213H213ZM258 211H259V212H258ZM198 213H193V214H198ZM253 213H254L255 215H254ZM239 215H240V216H239ZM256 215H257V217H256ZM203 216H205V215L203 214ZM217 216H218V217H217ZM247 216H248V217H247ZM205 217H206V216H205ZM222 217H223V218H222ZM225 217H227V218H225ZM252 217H253V218H252ZM258 217H259V218H258ZM206 218H210V217H206ZM218 218H219V219H218ZM254 218H255V219H254ZM204 219H205V218H204ZM248 219H249V220H248ZM205 220H207V219H205ZM218 220H219V221H218ZM255 220H256V221H255ZM257 220H258L259 222H258ZM215 221H213V222H215ZM231 221H232V222H231ZM238 221H239V222H238ZM211 222H209V223H211ZM227 222H228V223H227ZM229 222H230V223H229ZM215 223H216V222H215ZM231 223H232V224H231ZM237 223H238V224H237ZM229 224H230L231 226H230ZM234 224H235V225H234ZM226 225H227V226H226ZM228 225H229L230 227H229ZM233 225H234V226H233ZM236 225H237V226H236ZM223 226L229 227L228 230L230 231L231 234H229V233L226 231L227 228H226V227H223ZM234 227H236V228H234ZM224 228H225V229H224ZM254 228H255V230H254ZM256 228H257V229H256ZM223 229H224V231H226V233H224ZM233 229H234V231H233ZM235 230H236V231H235ZM237 230H238V231H237ZM239 230H240L241 232H240ZM242 230H243L244 232H243ZM235 232H236V233H235ZM246 232H247V233H246ZM227 233H228V235H225V234H227ZM242 233H244V234H242ZM256 233H257V234H256ZM236 234H237V235H236ZM254 234H255V235H254ZM229 235H230V236H229ZM240 235H241V237L245 235L246 237H245V236H244V237L246 238V240L244 239V237H242V238H243V239H242V238L240 237ZM227 236H228V237H227ZM247 236H248V237H247ZM234 237H233V238H234ZM250 237H251L252 239H251ZM255 237H256V238H255ZM233 238H232V239H233ZM226 239H227V240H226ZM243 240H244V241H247L248 243H247V242H244ZM252 240L254 241V243H255V241H256L257 243L253 244V241H252ZM230 241H231V242H230ZM242 242H243V243H242ZM225 243L228 244V245H225ZM229 243H230V244H229ZM245 243H246L248 246H247ZM258 243H259V244H258ZM242 244H245V245L243 246ZM250 244H251V245H254V246H250ZM257 244H258L259 246H258ZM255 245H256V246H255ZM249 246H250V247H249ZM221 247H222V248H221ZM245 247H246V248L249 247V251H248V252H250V253H249L250 255H249L248 257H247L248 253H247V252L244 253V252H245V251H244V248H245ZM252 247L255 248V249L252 250ZM239 248H240V249H239ZM242 248H243V249H242ZM246 248H245V249H246ZM256 248H257V250H256ZM247 250H248V249H246V251H247ZM250 250H251V251H250ZM255 250H256V251H255ZM223 251H224V252H223ZM237 251H238V252H237ZM239 251H240V252H243V254L241 253L243 256L239 253ZM252 251H253V252H252ZM257 251H258V252H257ZM225 252H226V253H225ZM251 252H252L253 254H251ZM219 253H220V254L222 253V254L219 255ZM227 253H228V254H227ZM260 253H262V254H260ZM239 254H240L241 256H240ZM246 254H247V255H246ZM255 254H256V255L258 254V255L256 256ZM231 255H232V256H231ZM244 255H245V256H244ZM229 256L231 257V259H230ZM238 256H239V257H238ZM234 257H235V258H234ZM216 258H215V259H216ZM237 259H238V261H237ZM251 259H252V260H251ZM255 260H256V261H255ZM213 261H214V260H213ZM227 261H228V262H227ZM250 261H251V262H250ZM253 261H254V262H253ZM260 261H261L262 263H261ZM216 262H214L213 264H217ZM9 264H10V263H9Z\"/></svg>",
	"mask_w": 264,
	"mask_h": 264
}]
</instances>
